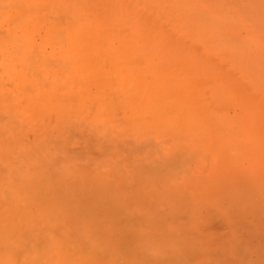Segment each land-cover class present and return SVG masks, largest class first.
Returning a JSON list of instances; mask_svg holds the SVG:
<instances>
[{
  "label": "rangeland",
  "instance_id": "374dc122",
  "mask_svg": "<svg viewBox=\"0 0 264 264\" xmlns=\"http://www.w3.org/2000/svg\"><path fill=\"white\" fill-rule=\"evenodd\" d=\"M78 1H80V0H78ZM78 1L76 0V6H78V7H76L77 9H79V8H82V9H84L85 8V6H84V4H83V6H82V1H84V0H82V1H80L79 3H78ZM86 1H87V4H86ZM103 1V0H102ZM105 1H107L108 2V0H104L103 2H104V4H103V6L102 7H100V6H96V7H100V9L101 8H103V10H104V8H106V6H107V4H106V2ZM113 1V2H112ZM114 1L115 0H109V2L108 3H112V5H114V6H112V7H114L113 8V12L112 11H110V13H109V11H107V9H105L108 13H109V19H107L108 17H107V12H105V13H103V14H106V16L105 15H100V16H104L105 17V19H103L104 20V22H105V20L108 22V20H112V18H110V16H111V12H112V15H115L116 14V8H118V6L120 7L121 6V4L122 5H124V7L122 8V10H124V17H122V18H120V19H122V20H120V22H121V24L123 25H121V24H119L118 25V23H120V22H118V20L119 19H116V17H115V19L116 20H113V21H109L107 24H105V27L108 25V27L107 28H109V27H111L112 25V31L111 32H113V33H111V35H110V37L108 38L106 35H108V34H106L105 32V36L107 37V43L105 42L106 41V39L104 40H102L101 39V37L103 38V33H102V35L97 31V30H100V25H99V27H95L96 26V24L98 23V22H102L103 20L102 19H100V16H98L97 17V15H98V13L97 12H95V11H93L94 12V14L96 15H94L93 16V12H92V17H93V20H95L94 19V17H96L97 18V23H96V21H94V22H92L93 20H91L90 19V24H91V26H92V29H91V31L92 30H96L97 32H96V34L97 35H101V36H97V37H93V39H94V41H93V39L91 40L92 42H95L96 43V46H97V44H98V48H100V50H99V53L95 56V58L97 59V61H106L105 59H107L108 57H109V53H107L106 51H111V48L113 47V45H111L110 44V42L111 41H113L114 39L113 38H111L112 37V35H119L120 33H121V37L120 36H117V38L116 37H114V38H116V40H114L113 42H112V44H116L115 46L117 47H115L116 49H114L115 50V52H116V60H118L117 58H119L120 57V55H122V57L118 60V61H120L121 63H119L118 61H117V63H116V61L113 63V62H111V60L112 59H114V57L113 56H110L109 58H110V60H107L106 61V63H108L107 64V68H108V70H107V77L108 78H112V75H115L114 76V80H115V82L112 80V81H110V80H108V82H110L109 84H112L113 86H111L110 85V87H111V90H110V88H109V85L106 87V88H104V93H105V96L108 98V102H112L113 100V103L115 104V102L117 103V102H119V104L117 105V106H115L113 103H107L108 105H110L109 107L112 109L111 111L108 109V105L106 104L105 105V107H103V109L101 110V111H98L97 112V108H96V106L93 104V103H86V104H83V105H81V106H79V109H80V113H78L77 111H74L73 113H71V114H67V115H64V116H61V117H56V112H55V110H54V108H52L51 110H49V105L47 104V107H46V104H44V105H41V106H38V108H37V110H36V108H34L33 110H32V115L30 116V117H25L24 118V116H22V115H19L18 114V111H19V109H20V106L19 105H13V106H10L9 107V109H10V114L7 112L6 114H2V113H0V127H1V129H0V164L2 165H0V216H2L1 218H0V221H2V222H4V224H2V222H0L1 224H0V229H1V233H0V236L2 235V237H1V239H0V244H2V246L0 247V249H1V257H0V264H9V263H14V261L16 260V255H18L19 257H17V261H18V264L20 263V264H64V262L65 263H67V260H68V262L69 263H67V264H85V262L87 263V262H89V264H94V262H96L97 264L99 263V264H115V262H119L118 264H124V261L127 263V261H126V259L128 260V264H155V263H152L151 262V260H150V257H148V259H147V257H146V255H144V250H142V248L143 249H145V246L146 245H148V244H150L152 241H151V238H154V237H157V232L155 233L156 235H154V228L152 229H150V227L148 228V230L147 231H144L145 233H141V232H139L138 233V231L136 232L135 230H134V228L133 227H131V226H128V228H121V226H116V225H114L113 224V222H111V220L113 221V220H115V222H117L118 221V213L120 212V210L118 209V210H114V208L113 209H111L109 206V208H108V210H106V209H102V208H104V205L106 204V203H108V202H105L104 201V196L105 195H103V190H104V185L106 184L107 186L109 185V184H107L106 182H103V178H104V180H106V179H111V181L110 182H112V181H115V180H118V182L120 183V182H123L122 184L124 185V186H127V189L130 191L131 189H137L140 185H141V187L140 188H138V190H140V191H142V192H146L144 195H143V197H141L142 195L140 194L141 192H138V194H140V196H138L139 197V199H137V197L134 195V196H131V197H134V198H136V200H135V204H136V206L134 207V208H132V210H136V211H141V208L142 209H145V208H147V206H149V207H152V205H154L151 201H157V203H156V205L159 207V210L160 211H162V210H165L166 208H168L167 207V204H169L170 202H174V200L176 199V201H179V200H181V202L182 203H180V201H179V203H177V204H174V207H171V208H169L170 209V211L173 213V215L175 216V217H172V218H176V217H178L177 219H178V221L179 220H181V221H184V222H186V223H183V225H181V229L183 230H178V225L176 226V235L178 234V232H179V234L181 233V231L183 232V234H178L177 236H175L174 237V240H176L175 238H177V237H180L181 239H183V238H186V241H184L183 242V240L182 241H180V242H183V243H188L189 241L188 240H190L191 242H189L188 244L192 247H194V246H196V244H200L199 245V247H196V249H198L199 248V250L201 249V252L200 251H198V250H194V251H192L193 249L192 248H190V250H188L189 251V253L190 252H192V255H193V253H195V251H198V253L196 254V256L200 253V255H198L197 257H195V256H192L191 254H189V253H187V250H186V246L188 247L189 245H185V244H181L180 242H179V244H181V245H183V246H185V247H178V249L180 250H178L177 248H176V252H178V254L177 253H175V255H174V253H172L171 254V256H170V259L168 260V264H175V263H177V261H179V263L181 264L182 263V261H183V263L185 264V263H188V264H210V263H213L214 262V259L215 258H213V256L215 255V252H214V250H215V247L217 246L218 248H216V249H220V247H222L221 249H222V251L224 250V247H228L227 249V251H228V257H224L223 255L222 256H219L220 257V259L222 260V261H224V263H221V264H227L226 262H225V260H227V261H229L230 262V260H231V262L233 261L235 264H264V207L262 206V205H264L263 203H262V205H259V206H261V207H259V208H263V209H261L262 210V213H260L261 211H260V209L258 208V210H254V209H257V208H253V206L255 205L256 207L258 206V205H256V204H258V203H256V204H253L252 205V201H251V199L254 201V198H250L251 197V195H252V197H253V195L257 192L256 191V187H257V190L259 191V193L257 194V196H259L260 198H261V201H263L262 199H264L263 197H264V187H263V185H264V170H263V167L264 166H262V165H264V155L262 154L263 152H261V150L262 151H264V146H262V145H264V144H262V145H260V143H262L261 142V140H260V138H259V140H260V143H259V140H258V137H261V135H259L260 133H263L264 134V132H262V131H264L263 129H264V117H263V114H264V95L262 94V92L264 91H262L261 92V90L262 89H264V86H263V82L262 81H264L263 80V75L261 76L260 75V77L258 78V76H257V78L255 79V77L253 78L252 77V75L251 74H249L248 72H251V71H248L249 70V68L250 67H248L247 68V65H244L245 63H246V60H249V58H247L246 57V59L244 58V55H242L241 57H238V55L240 56L242 53L243 54H247V55H249V53L251 54L252 53V56H255L257 53H259V55L257 54V57L259 58V59H261V61H263L262 59H264V52H261V48L262 49H264V44H263V42L261 41V39L263 38L264 39V31H262V30H260V29H263L264 30V27H262V24H264V13L263 14H260V12H261V10L262 9H264V8H262V7H260L259 8V6L261 5H263V3H264V1L263 0H252V1H250L249 2V0H247L250 4H248L247 3V1L246 0H237V1H234L233 2V0H232V2H231V0H187V1H191L190 3L191 4H189V5H185L186 4V2H184V1H186V0H182V6L184 5V9L185 8H187V6H188V8L187 9H185V10H187V11H185L186 13H188V14H190V13H193L194 12V10H192L191 9V7H194L195 6V3L197 4V12L199 11V9H201V11L203 10V12H205L207 15H205L206 17H204V15H202L203 13H201V15H200V12L201 11H199L198 13H199V15L197 14V12H195V14L198 16V19H200L199 21H200V23L199 24H196L195 25V27H193L194 28V31H193V29L191 30L190 29V27H192L191 25H193V23H195V22H193V21H195V20H198V19H196V17L192 14V16H193V19H195V20H193L192 19V16H191V19L193 20L192 22L189 20L188 21V15H187V20L185 19L186 18V15L184 16V15H181V14H183V12L180 14V16H179V22L181 21V19L183 18V20H182V24L179 26L180 28V30L181 29H183V33L186 35H184L183 37H182V35H181V37H182V40H181V38H180V36H176V35H174V39H175V43L172 41V40H174L173 38L172 39H169L168 38V40L170 41H165L164 43L165 44H167V42H169L170 44H167V46H169V45H171V43L172 44H175V45H173V46H175V47H173L172 48V52H169L170 54H171V57L172 58H174V57H176V56H174V55H176L177 54V59L179 60L178 62H180L181 63V65L179 66V64H178V66L177 65H175V63L177 64L178 62H176L175 60H177L176 58L175 59H170L169 60V57H170V55H166V56H168V59L166 58L165 59V61H167V64H165L166 66H167V73H169L170 75L169 76H173V77H169V76H167V74L165 73V75H163V81H166V79H165V77H167L168 79H170V78H172V79H175L176 80V78H177V76H178V74L179 75H181V79H183V76H184V78H185V76H186V78L185 79H183L182 81V83H185V81L186 82H188V84L187 85H189V82L191 81V85H192V83H193V85H196L197 86V88H200V89H193V87L190 85V87L192 88H185L186 89V91L188 92L189 91V89H191L192 91V93H194V94H192L190 91L187 93L186 91H180L181 90V79L179 80V78L177 79V80H179L180 81V83H178V82H176L175 80V82L176 83H178V84H180V86L179 85H177L176 86V84H174V86L175 87H173V90H172V88L170 89V87L168 86H164L163 84L165 83V85H166V83L168 82H162V79H160L161 80V82L163 83H160V80L158 79L164 72V70L163 69H161V68H159V67H161V66H159L157 69H156V71L154 70V66L157 64H154V62H157V61H159V64H161V62H160V58L159 57H161V61H163L164 60V58H163V56L164 57H166L165 55H163V56H161L163 53H165V50H161L160 51V49L159 48H157L158 50H155V49H153V46H152V43H151V40H150V42L148 43V42H146L147 40H145V39H141V37L139 36L138 38H137V34L135 35L134 34V29L135 30H137V28L135 27L137 24H138V26H139V21H140V19H139V23H137V17H143V20L144 19H146L147 18V16H148V14H149V12L151 13V16H150V14H149V19L151 20V19H153V15H154V21L156 22L157 21V24L158 23H160V24H163V21H165L164 23L166 24V23H169L170 25H168V26H171V24L173 23V22H175L176 20H178V19H171L170 18V16L169 15H167V13H166V16H165V13L163 14V15H161V13H160V16L157 14L158 13V11L159 12H161V10L156 6V4H158L159 2L160 3H162V0H155V1H157L158 3H156V2H153L154 0H132L131 1V3L129 4V6L127 5V7L129 8V11H132L131 9H132V7H134L133 9H134V11H133V13L135 14V15H137V17L136 16H134L133 15V13H131V12H129L128 11V9H126L127 7H126V4H128L129 3V0H120V1H115V3H114ZM123 1V2H122ZM164 1V0H163ZM167 1V0H166ZM172 1V0H171ZM173 1H175V0H173ZM176 1H178V0H176ZM221 1V2H220ZM91 2V1H90ZM92 2H94L93 0H92ZM96 2L98 3H100V1H97L96 0ZM117 2H121L120 4L119 3H117ZM127 2V3H126ZM142 2V3H141ZM144 2H146V4L144 3ZM180 2V1H179ZM208 2V3H207ZM211 2V3H210ZM223 2H226V3H223ZM240 2V3H239ZM254 3V2H256L257 3V5H255L254 7H252V3ZM98 3V4H99ZM102 3V2H101ZM114 3V4H113ZM133 3V4H132ZM134 3L136 4L135 6H134ZM150 3H152V5L150 6ZM154 3H156V4H154ZM160 3H159V5H160ZM188 3V2H187ZM218 3V4H217ZM231 3H236V4H231ZM242 3V5L240 6V4ZM88 4H90L89 2H88V0H85V5H87L88 6ZM93 4H95V2L93 3ZM92 4V5H93ZM97 4V5H98ZM117 4V5H116ZM141 4V5H140ZM145 4V5H144ZM179 4V3H178ZM177 3H176V5H178ZM220 4V5H219ZM238 4V5H237ZM245 6H249L250 7V9H248L249 7H245ZM258 4H260V5H258ZM101 5V4H100ZM110 5V4H109ZM144 5V7H142ZM210 5V6H209ZM234 5H236L235 6V9H234ZM115 6H116V8H115ZM139 6V7H138ZM153 6L155 7L156 6V11H154V9L155 8H153ZM182 6L180 7L181 9H182ZM186 6V7H185ZM222 6V7H221ZM239 6V7H238ZM84 7V8H83ZM93 7H95V6H93ZM108 7V9L110 10L111 8H110V6H107ZM141 8V9H139L138 10V8ZM149 8V9H147V8ZM198 7H199V9H198ZM215 7V8H214ZM241 7H243V10L241 9ZM244 7H245V10H246V8H247V10H250V11H247V13L248 12H251V14L253 13V11H255V12H257L259 9H260V12H259V14H257L258 16H256V14L254 13L253 15H250V18H252V20H249L248 18L246 19V17H245V15H248V14H246L245 13V11H244ZM98 8L97 9H95L96 11L98 10ZM121 8H120V10H121ZM125 8V9H124ZM145 8V9H144ZM195 8H196V6H195ZM221 8H222V11H223V9H225L226 11H227V14H224L223 13V15H227V17L225 18L224 16L222 17V12H220V10H221ZM240 8V9H239ZM258 8V9H257ZM88 9V8H87ZM99 9V10H100ZM151 9V10H150ZM184 9H182V10H184ZM188 9L190 10V12L188 11ZM206 9V10H205ZM233 9H234V11H233ZM251 9H253V10H251ZM256 9H257V11H256ZM103 10H100L101 12H103ZM120 10H118L117 9V13L119 14V12H120ZM121 10V11H122ZM126 10H127V12H128V14H129V17H130V14H131V17L133 16L134 18L133 19H129L130 21H128L129 22V24L127 23V20L125 21V18H128V14L126 13ZM136 10L138 11V14L137 13H135L136 12ZM150 10V11H149ZM219 11V13H217V11ZM115 11V12H114ZM141 11H143L144 13H142ZM146 11V12H145ZM148 11V12H147ZM212 11V12H211ZM154 12V13H153ZM155 12H156V14H155ZM228 12L229 13H231V15L233 14V16H230V14H228ZM237 12V13H236ZM115 13V14H114ZM122 12H120V15H122L121 14ZM142 14H144V15H142ZM250 14V13H249ZM117 15V14H116ZM156 15V16H155ZM215 16L214 17V19H212L214 22L212 23V21H211V17L213 18V16ZM261 15V16H260ZM127 16V17H126ZM157 16H159V17H157ZM161 16H163V18H161ZM167 16H168V18H167ZM208 16V17H207ZM230 16V17H229ZM241 16H242V19H241ZM255 16H256V18H255ZM263 16V19L261 18ZM91 17V18H92ZM107 17V18H106ZM112 17V16H111ZM118 17H119V15H118ZM121 17V16H120ZM164 17H165V19H164ZM195 17V18H194ZM204 17V19H202ZM236 18L237 17V23H239L240 22V24L238 25V24H235L238 28H240V29H236L237 27L235 26V29H233V28H230V27H226L227 29H225L224 30V28H225V26L223 25L222 26V23L225 21V23H227L230 19V21H231V23H230V25H234V23L236 22L235 20H234V18ZM239 17V18H238ZM243 17H245V19L243 18ZM247 17H249V16H247ZM260 17V18H259ZM113 18H114V16H113ZM124 18V19H123ZM156 18H159V19H156ZM161 18V19H160ZM222 18V19H221ZM227 18H229L228 20H227ZM253 18L255 19V20H253ZM99 19L101 20V21H99ZM149 19H148V21H149ZM164 19V20H163ZM209 19V20H208ZM221 19V20H220ZM257 19L260 21H258L257 22ZM218 21V23H216L217 21ZM222 20H224L223 22H221V24H220V21H222ZM233 20V21H232ZM124 21V22H123ZM134 22V21H136V23L135 24H133V23H131V22ZM145 21V20H144ZM147 21V20H146ZM145 21V22H146ZM172 22V23H170V22ZM198 21V22H199ZM210 21V22H209ZM229 21V22H230ZM235 21V22H234ZM239 21V22H238ZM244 21V22H243ZM251 21H252V23L255 21L256 22V24H253L252 25V23H251ZM103 22V23H104ZM113 22V23H112ZM118 22V23H117ZM125 22H126V25H125ZM142 19H141V23L140 24H142ZM191 24H189V23ZM228 22V23H229ZM234 22V23H233ZM93 23H96V24H93ZM112 23V24H111ZM124 23V24H123ZM130 23H131V25H134L133 27L131 26V27H129V25H130ZM187 23L189 24V25H187ZM204 23V24H203ZM215 23V25H213ZM227 23V24H228ZM257 23H258V25H259V23H260V27L259 26H256L257 25ZM93 24V25H92ZM99 24H101V23H99ZM116 24H117V28H115L116 27ZM165 24H163L164 26H166ZM200 24H203V26H205L206 28H204L202 25H200ZM218 24V25H217ZM243 24H244V26H243ZM246 24V25H245ZM7 25V26H6ZM10 25V23H7V22H5V23H3L2 25H0V32L3 30H8V28L10 27L9 26ZM120 25L122 26L121 27V29H119V27H120ZM198 25H200V26H198ZM254 25H255V27L256 28H258V31H253L254 29H255V27H254ZM103 27L101 28V29H104L105 27H104V25H102ZM119 26V27H118ZM188 26H190V27H188ZM202 26V27H201ZM212 26H216L215 28H210V27H212ZM241 26H242V29H241ZM247 26V27H246ZM249 26V27H248ZM264 26V25H263ZM142 27V26H141ZM143 27H144V24H143ZM220 27H223V28H220ZM251 27V28H250ZM253 27V28H252ZM95 28V29H94ZM198 28H200L199 29V31L197 32V30H198ZM202 28V29H201ZM219 28V29H218ZM248 29V30H246V29ZM110 29V28H109ZM115 29L118 31V33H117V31H116V34H115ZM131 29H132V31H131ZM145 29V28H144ZM196 29V30H195ZM204 29V30H203ZM207 29H212L211 31H207ZM215 29V30H214ZM220 29H223V31L222 30H220ZM106 30V29H105ZM108 30V29H107ZM106 30V31H107ZM122 30H124V33H125V31H127L125 34L124 33H122ZM232 30H234L235 32H238L237 30H239L240 32H238L237 34L239 35V37H238V35L236 34L235 35V33L233 34V32H232ZM4 31V32H5ZM104 30H102V32H103ZM109 31V30H108ZM134 31V32H133ZM206 32V33H202V32ZM224 31H226V32H224ZM227 31H228V33H229V35H230V37L228 36V34H227ZM229 31H231L232 33H230ZM244 31V32H243ZM247 31V32H246ZM259 31H261V32H259ZM4 32H1V33H4ZM94 32V31H93ZM176 32V31H175ZM177 32H179V31H177ZM190 32V33H189ZM199 32H201L203 35L204 34H208V33H210L211 35H212V38L213 39H211V37H208L207 35H206V37L205 36H202V35H200V33ZM255 32V33H254ZM130 33H133V34H130ZM136 33V32H135ZM193 33V34H192ZM197 33H199V34H197ZM214 33V34H213ZM221 33V34H220ZM227 34V35H225V34ZM240 33V34H239ZM245 33V34H244ZM247 33H248V35H247ZM257 33H259L260 34V36H259V34H257ZM122 34H123V36H125V37H127V36H131V35H135L134 37V40H133V38H132V42L133 41H135V39L138 41H135V44H132L133 45V48L131 49V51L129 52V50H128V52H129V54L130 53H132V51L135 49V48H137V47H141L140 48V50H142V49H144V47H145V45L144 44H147L146 46L148 47V52L146 51V49H145V51L147 52V53H151V54H149V55H152L153 53L155 54H157L158 52L157 51H160V55L159 54H157V55H159V57H156V54L154 55H152V56H154L153 58H151V61H152V59H153V61H152V65H154V66H152V67H149V71L146 69V68H142L144 65L143 64H141L140 62H138V64L140 63L141 65H143L142 67H140V71H138L139 70V68L136 70V67H133V69L134 70H136V71H130V73L132 72V74L134 75H131L130 74V76L131 77H136L137 79L140 77H138V75H136V74H138V72L139 73H141V82H142V84L143 83H147L146 85L147 86H145V85H140V87H141V89L140 88H138V89H140V90H138V91H140V96L139 97H142L143 95V97H142V99H141V101H139V99L136 101V100H134V98H132V96H134L133 94L134 93H131L130 94V92H132L131 90H135L136 91V86L138 85V84H141V83H138L137 84V81H135V80H137L136 78H135V80L133 81V83H132V80H133V78L131 79V77H130V81L129 80H127V79H125V80H127V83L126 84H128V86H123L121 83L123 82L122 80H124L123 78H120L121 77V75H125V73L127 74V72H125L127 69V67H126V64H125V67H124V65L121 67V65L123 64L122 63V61L123 60H125L126 61V59H123V58H125L127 55H128V52L125 54L126 56L124 57L123 56V51L125 50L126 51V49L127 48H125V46L126 47H128V45H129V47H131V45H130V42H129V40H128V42H129V44L128 45H125V43H123L124 44V50H122V40H121V38H123V41L125 42L126 40H127V38H129V37H127V38H125V37H123L122 36ZM192 34V35H191ZM217 34V35H216ZM224 34V35H223ZM231 34H232V36H231ZM243 34V35H242ZM196 35V36H195ZM210 35V36H211ZM221 35V36H220ZM233 35H235V36H233ZM247 35V36H246ZM255 35H256V37H255ZM38 35L37 34H34V40L37 42V43H40V41H41V39L39 38V36L37 37ZM96 36V35H95ZM189 36V37H188ZM198 36H199V38H198ZM219 36H220V38H219ZM229 38H228V37ZM237 36V37H236ZM243 36V37H242ZM254 36V37H253ZM262 36V37H261ZM176 37H179L180 39L179 40H181V43H180V41L178 40V42L176 43ZM188 37V38H187ZM215 37H217V38H215ZM236 37V38H235ZM99 38V39H98ZM144 38V37H143ZM192 38H195V39H192ZM197 38H198V40H197ZM204 38H206V39H204ZM214 38L216 39L215 41H217V42H215V41H213L212 42V40H214ZM224 40H223V39ZM231 38H233V39H231ZM245 38H247V39H245ZM101 39V41H100V43H99V40ZM113 39V40H112ZM126 39V40H125ZM142 40V42H141V40ZM185 39L188 41L189 40V42H188V44L185 42ZM237 39H239V41L242 43H240V42H238V40ZM96 40H98L97 42H96ZM198 41V42H194V44H196V43H198V44H196V45H199V46H197L196 47V45H194L193 44V50H192V48H191V50L192 51H190V49H187V48H189L190 47V44H192L193 43V41ZM204 40H206L207 41V43H205V45L203 44L204 42ZM210 42H209V41ZM220 40V41H219ZM230 40V41H229ZM237 40V41H236ZM245 40V41H244ZM255 40V41H254ZM89 41V40H88ZM90 41V43H92ZM105 42L106 44H105V47H104V45H102V43L103 42ZM144 41V42H143ZM149 41V40H148ZM160 41V43L161 42H163V41H161V40H158L157 41V43L156 44H159L158 42ZM172 41V42H171ZM231 41H233V43L231 42ZM250 41H251V43H250ZM258 41V42H257ZM127 42V41H126ZM184 42L188 45H186V49L184 48ZM209 42V43H208ZM223 42V44H221ZM228 42V43H227ZM235 42V43H234ZM89 43V42H88ZM87 43V41L85 42V43H83L82 45H83V48H85V46H87V47H91V48H96V46H95V43H93V44H91V45H93V46H89L90 44H88ZM119 43H120V45H119ZM139 43V44H138ZM143 43V44H142ZM178 43H180V45H182L183 44V47L182 46H179L178 48L179 49H181V50H179L178 49V51H181V52H175L176 50L175 49H177V44ZM220 43V44H219ZM226 43V44H225ZM232 45H231V44ZM243 43H245V44H243ZM86 44V45H85ZM108 44H110L111 45V48H110V46L107 48V46H108ZM142 44V45H141ZM151 44V45H150ZM155 43H153V45H154ZM208 44H211V45H209V46H214L215 48L217 47V46H219L218 48H216V49H219V50H215V48L213 49V47H209L208 46ZM212 44H214V45H212ZM215 44H217L216 46H215ZM236 44V45H235ZM248 44V45H247ZM249 44H250V46H252V44H253V48L255 49V51H256V54H255V51H253L254 49H252V47H251V50H249V48H250V46H249ZM257 44V45H256ZM122 45V46H121ZM140 45V46H139ZM203 45H204V48L206 49H209V50H211V51H213V52H211V51H209V50H205L204 51V49H203ZM222 45V46H221ZM225 45L228 47V45H230L229 46V53H231V51L234 53L235 51L233 50V47H235V48H238V51H240V52H242V53H234V54H236V55H234L233 53H231V56L233 57L232 58V60L231 59H229V54L227 55L225 52ZM121 46V47H120ZM135 46H137V47H135ZM144 46V47H143ZM202 46V48H200L199 50H197V48H199V47H201ZM207 46V47H206ZM224 46V47H223ZM233 46V47H232ZM248 46H249V48H248ZM122 50V52H121V50L119 49V48ZM157 47H159V45H157ZM171 46H169V48H170ZM192 47V46H191ZM223 47V51L221 50V52H219L220 51V49ZM106 48V49H105ZM109 48H110V50H109ZM232 48V49H231ZM260 48V49H259ZM47 49L49 50L50 48H49V46H47ZM86 49V48H85ZM89 49V48H88ZM202 49H203V53H202ZM258 51H257V50ZM105 51V55H102L101 56V54L102 53H100V52H102V51ZM114 50L113 51H111L110 52V55H114L115 54V52H114ZM136 50H139V48L138 49H136ZM168 50V49H167ZM170 50H171V48H170ZM175 50V51H174ZM183 50V51H182ZM186 50L188 51L187 53H185L186 52ZM215 50V51H214ZM118 51V52H117ZM124 51V52H125ZM135 51V50H134ZM133 51V53H135V52H138V51H135L134 52ZM144 51V50H143ZM145 51L143 52V53H145ZM164 51V52H163ZM207 51V52H206ZM225 51V52H224ZM228 51V50H227ZM237 51V52H238ZM253 51V52H252ZM141 52V51H140ZM140 52H138V53H136L138 56L139 55H141L142 57H143V59L146 57V58H148L149 60H150V57H152V56H149V55H146L145 56V54H144V56H143V54H142V52L140 53ZM175 54H174V53ZM199 52V53H198ZM215 52H218L219 54H222V52L225 54V55H227L226 57H227V59L228 60H231L232 62H233V64H232V62L230 61V64H229V62L228 61H226L227 59H226V57L224 58V56L223 55H221L220 57H219V54H215ZM245 52V53H244ZM248 52V53H247ZM107 53V54H106ZM119 53V54H118ZM168 53V52H167ZM190 53V54H189ZM193 53V54H192ZM195 53H196V55H195ZM200 54L201 55V53L203 54V57H204V60H202L203 58H202V56L200 57V61H199V58H197V55L198 54ZM228 53V52H227ZM135 54V56L133 55V57H135L136 58V55ZM179 54H182L181 56H178ZM211 54H213V55H211ZM184 55H185V57H187V58H185L184 57ZM187 55V56H186ZM189 55H190V57H192V56H195L196 57V60L194 59V60H192L193 58H195V57H192L191 58V60H190V57H189ZM208 55V56H207ZM213 56L212 58H213V61H211V60H207V61H210L211 62V67H212V63L214 64V66H213V68H212V71H210L209 69H211V67L209 66V65H207L208 64V62H206V58L207 57H210V56ZM101 56V57H100ZM107 56V57H106ZM132 56V55H131ZM130 56V57H131ZM138 56H137V58H138ZM140 56V57H141ZM174 56V57H173ZM217 56L219 57V58H217ZM113 57V58H112ZM142 57H141V60L143 61H141L142 63H146L147 61H148V59H142ZM159 58L158 60L156 59V58ZM180 57V58H179ZM206 57V58H205ZM256 57V58H257ZM108 58V59H109ZM132 58V57H131ZM162 58H163V60H162ZM182 58V60H180ZM202 58V59H201ZM217 58V59H216ZM220 58H221V60H220ZM224 58V59H223ZM96 59H94L95 61H96ZM138 59H140V58H138ZM137 59V61H140V60H138ZM155 59H156V61H155ZM207 59H209V58H207ZM243 59V60H242ZM245 59V60H244ZM258 59V61L257 62H259V63H261L260 65L261 66H263V64H264V61L263 62H260V60ZM128 60H129V58H128ZM127 60V61H128ZM171 60H173V61H171ZM201 60L204 62L205 61V65H206V68L204 67L205 65H204V63L202 64L201 63ZM219 60V61H218ZM250 60L252 61V62H254V60H255V63H257L256 62V59H254L253 57H251L250 58ZM132 62H134L133 61V59L131 60ZM136 61V62H137ZM169 61V62H168ZM171 61V62H170ZM184 61H187V62H184ZM223 61L225 62V63H223ZM244 61H245V63H244ZM124 62V61H123ZM129 62H130V60H129ZM128 62V65L129 66H132V64L131 63H129ZM173 62H175V63H173ZM218 62V63H217ZM248 62V61H247ZM113 63V65L114 66H116V68L118 67H120V70L121 69H123L122 70V72H123V74L121 73V71L120 70H117V69H115V67L113 68L112 67V69H111V64ZM120 64V65H116V64ZM150 63V62H149ZM165 63V62H164ZM168 63H172L173 65H171L170 67H169V69H168V66L170 65V64H168ZM186 64L187 65V67H186V70L187 71H185L183 68H181L182 69V71L180 70V67H184V66H182L183 64ZM201 63V64H200ZM215 63H217L218 64V67H217V65L215 66ZM222 63L223 64H226V63H228V64H226V65H222ZM255 63H252V66H254V64ZM135 64V63H134ZM197 64L200 66V69L199 70H197ZM249 64V63H248ZM137 65V64H136ZM140 65V66H141ZM146 65V67H148V64H145ZM164 65V64H163ZM164 65V66H165ZM229 65L231 66L232 65V67H229ZM250 65V64H249ZM248 65V66H249ZM128 66V67H129ZM135 66V65H134ZM149 66H151V65H149ZM163 66V67H164ZM165 66V67H166ZM174 66V67H173ZM204 68H203V67ZM208 66L210 67V68H208ZM225 66H226V68H225ZM255 66H257V68H259V65H258V63H257V65H255ZM124 67V68H123ZM137 67H138V65H137ZM145 67V66H144ZM155 67H157V66H155ZM177 67H179V69L178 70H176L177 69ZM202 67V68H201ZM214 67H215V70L216 69H218L216 72H215V70H214ZM217 67V68H216ZM224 68V70H225V74H226V72H228V76H229V78L232 76V75H234L235 77H233L236 81H233V78L231 77V81H227V82H225V83H221V82H219V81H222L223 82V78H226V76L227 75H225L223 72H222V68ZM233 67H235V68H233ZM131 68V67H130ZM154 70V72L152 71L151 72V70L152 69ZM172 68V69H171ZM175 68V69H174ZM185 68V67H184ZM231 68V69H230ZM1 69V68H0ZM133 69H131V70H133ZM145 69V70H144ZM161 69V71H159L158 72V70H160ZM165 70H166V68H164ZM174 69V70H173ZM205 69H206V71H205ZM228 69H230V71H233L232 73L231 72H229L228 71ZM233 69V70H232ZM236 69V70H235ZM114 70V71H113ZM130 70V69H129ZM142 70H144V72L145 71H148V73L149 74H143L142 73ZM170 70H173V71H170ZM176 70V71H175ZM184 70V71H183ZM201 70V71H200ZM209 72H208V71ZM223 70V71H224ZM119 71V72H118ZM173 74H171L170 72ZM174 71H175V73H174ZM220 71L222 72V75L220 74V75H218V73H220ZM236 71V72H235ZM112 72V73H111ZM117 73V74H115V73ZM129 72V71H128ZM133 72H135V74L133 73ZM151 72V73H150ZM159 74H158V73ZM176 72H179V73H176ZM183 72V73H182ZM200 72V73H199ZM207 72V73H206ZM211 72V73H210ZM215 72V74L216 75H218V79L219 78H222V76H223V78L220 80H218L217 78H215V74H213ZM238 72V73H237ZM153 73H155V75L156 74H158V78L156 79L155 78V76H153ZM181 73V74H180ZM186 73H188L187 75H186ZM204 73H206V74H204ZM213 74V75H211L210 76V74ZM236 73V74H235ZM112 74V75H111ZM120 74V75H119ZM142 74L143 75H149V76H145L148 80H150V79H153V80H151V82H143L142 81ZM174 74H176V76L174 75ZM202 74H204V76L205 75H207V79H210V80H212V83L211 82H208V81H210V80H206V78L205 77H203V75ZM224 74V75H223ZM239 74H241V77H239V79H238V77L236 78V76H238ZM4 75H7V71L6 70H4V71H0V77L1 76H4ZM117 75H119V77L117 76ZM136 75V76H135ZM189 75V76H188ZM248 75H251V79L253 78L255 81H254V85H255V83L257 84V80H258V85H260L259 83H262L261 85L262 86H260V88L259 87H256V86H254L253 84H251L252 83V81L251 80H249V77L250 76H248ZM150 76H151V78H150ZM190 76H191V78H190ZM214 76V77H213ZM221 76V77H220ZM225 76V77H224ZM228 76H227V79L226 80H228L229 78H228ZM240 76V75H239ZM117 77H118V79H117ZM145 77H143V80H145L146 78ZM175 77V78H174ZM202 77V78H201ZM209 77V78H208ZM212 77V78H211ZM119 78L120 79H122V80H120L121 82H119L121 85H118L119 83H118V80H119ZM155 78V79H154ZM161 78V77H160ZM190 79V80H189ZM215 79H217V80H215ZM252 79V80H253ZM158 80V81H157ZM171 80V79H170ZM193 80V81H192ZM204 80H206V81H204ZM242 82H241V81ZM244 80V81H243ZM261 80V81H260ZM156 81V82H155ZM214 81H215V83H214ZM216 81H218V82H216ZM233 81V82H232ZM249 81H250V83H249ZM260 81V82H259ZM3 82V85H2V83L0 82V92L1 93H4V92H8L7 90L9 89V88H11L13 85H14V82H12L11 80H9V79H7V80H4V81H2ZM114 84H113V83ZM154 83V85H155V83L157 84V85H155V86H152V84ZM171 82V81H170ZM173 82V81H172ZM201 82L202 83H204V82H207V85H206V83H205V85H203V87H201L202 86V84H201ZM229 82H232L233 84L231 85L232 87H230V83ZM236 84H235V83ZM125 83V82H124ZM130 83H132L131 85H132V88H133V86H134V88L133 89H131V90H129L131 87V85H130ZM149 83L151 84V86H149ZM169 83V82H168ZM208 83H211V85L210 84H208ZM216 83H217V86L219 85V84H221L223 87L222 88H220L223 92L225 91V89L226 88H224L225 87V85H223V84H226V83H228V85L226 84V86L229 88L230 87V89H228V92L227 93H232L233 95H234V97L236 96L237 97V95H235L233 92L235 91V87L237 88V90H236V92H238V96H239V102H237L238 101V97H237V100L235 101V100H233V101H235L233 104L231 103L230 105H231V107H230V105H229V103H227V105H226V109H222L224 106H225V103H224V106H223V104H219V102L218 101H220L219 99H217L216 101H215V103H212V107L215 109L216 108V110H214V114L212 113V109H211V106H210V103H211V101L210 100H212V102L214 101V99H216V98H218V97H214V95H213V97L214 98H211V96H212V94H214V93H212V91L214 90V88L216 87H214L213 85H216ZM135 84V85H134ZM159 84H162V85H159ZM236 85V86H233V85ZM130 85V86H129ZM159 85V86H158ZM168 85V84H167ZM169 85H171V83H169ZM184 85H186V84H183V86ZM186 85V86H187ZM221 85H219V87L221 86ZM2 86H3V88H2ZM9 86V87H8ZM121 87L120 89H118V87ZM156 86H158V87H160V86H162V87H165V92L163 93V90H164V88H159V90H158V87L156 88V90L157 91H159V92H157L156 90H154L153 91V89L156 87ZM171 86H173V85H171ZM196 86H195V88H196ZM210 86H213V87H211L210 88ZM124 87L126 88V89H124ZM145 87L147 88L146 89V91H149V92H147V93H145V92H142V90H143V88L145 89ZM149 87V88H148ZM154 87V88H153ZM179 88V90L178 89H175V88ZM188 87V86H187ZM218 87V88H219ZM234 87V88H233ZM263 87V88H262ZM169 88V89H168ZM183 88V89H184ZM206 88H209V89H212L213 88V90H210V92H208L209 91V89L207 90ZM231 88L232 89H234V91L233 90H231ZM254 89V91H253V89ZM262 88V89H261ZM118 89V90H117ZM123 89L124 90H127V92L129 93H127V95L129 96V95H131V96H129V97H131V98H127L128 96H124V97H126L127 99H128V102H127V99H126V101L125 102H127L128 104H127V108H128V110H127V108L125 109V107L123 108V106H125L126 105V103L124 102V104H122L123 103V100L125 99L124 97L123 98H120V97H118V99H120V101H122L121 103H120V101L118 100V101H116L115 99V97H117V96H119V95H121L122 93H123ZM150 89V90H149ZM160 89H161V91H162V93L163 94H168L166 91H168V90H170L171 92H172V94L174 95V96H172V94L170 93V96H172V97H170V96H166V94L165 95H163V94H160ZM168 89V90H167ZM175 89V90H174ZM182 89V90H183ZM205 89V90H204ZM217 89V88H216ZM224 89V90H223ZM226 89V90H227ZM239 89V90H238ZM256 89H257V92H261L260 94H258L257 92H256ZM259 89H261L260 91H258ZM153 91V95H155L154 94V92L156 93V95L155 96H153V95H151V93H150V91ZM194 90H199V92L201 93H199V92H197V93H199L200 95H201V100H200V98H199V94L196 96L195 95V93H196V91L194 92ZM207 90V91H206ZM92 91H94V89H92ZM110 91H112V93L114 94H112ZM144 91V90H143ZM178 91H180V93L178 92ZM203 91L205 92H208V93H206V95H205V93H204V95H203ZM214 91H216V90H214ZM213 91V92H214ZM219 91V90H218ZM230 91V92H229ZM108 92V93H107ZM169 92V91H168ZM222 92V93H223ZM235 92V93H236ZM254 92V93H253ZM6 93H5V95H6ZM107 93V94H106ZM141 93H145V94H142V96H141ZM149 93V94H148ZM175 93V94H174ZM222 93L220 92V94L222 95ZM226 93V92H225ZM231 93L230 94H226L227 95V97H226V99L228 98L229 99V97L228 96H231ZM240 93H242V95L243 96H240L241 94ZM146 94H148L147 96H148V98H146V100H145V97H147L146 96ZM178 94V95H177ZM258 94V95H257ZM112 95L114 96L113 98H115V99H113L112 98ZM162 95H163V97H162ZM176 95V96H175ZM210 95V96H209ZM216 95L218 96L219 94L218 93H216ZM225 95V96H226ZM255 95L258 97V99H256L255 98ZM259 95H260V97L262 98V99H260L259 98ZM155 97V99L153 100V101H151V102H157V98L159 97L160 98V96L162 97L160 100V102L159 103H161V105H165V104H167L168 102H170L171 100H173L174 98H178L179 99V103L178 104H184V103H186V104H188V103H190V102H186V101H191V103L192 104H189V105H193L195 102H197L198 100V98H199V102L203 105V104H209V108L207 109V107H205L208 111H207V113H206V109H204V111L205 112H203L202 113V115H209V117L210 116H214V117H216L215 115H217V117H218V120H220L222 117L223 118H230V120H229V122H231V121H233V124H235L234 123V121H236V119L234 120V118L233 117H231V114L233 115V116H235L234 114H237V113H241L242 111V113H241V115H242V117L240 116V118H239V124H241L242 122H243V120L241 121L240 119H247V122L246 123H248V120L250 121V120H253V119H251V117L252 118H254L253 117V115L256 113V118H254L255 120H254V124L255 125H257L258 123H261L260 125H262V127L263 128H261V126L260 127H255V125H254V127H253V129H256V130H252V128H251V125L249 124V130H247L248 129V127L247 126H245L246 124L244 123V125L243 126H245V127H243V129L245 128V131L243 130L241 133H242V137H239L240 138V141H242L243 140V142L242 143H240V145H235V143H236V141L234 142L233 140L234 139H236L237 138V136H235L236 138H234V136H233V138L234 139H232V141L231 142H234V143H232V144H234L233 146L232 145H229V144H231V142L230 143H228V145H226V148H225V145L223 146L226 150H224V151H222L221 149H223V147L221 146L220 147V150L218 151V152H216L215 150H211V146L213 145V143H214V141L215 140H217V139H215V138H217L214 134V131H217L215 128H213L214 127V125H216L217 123H215L214 122V119H211V123H210V127L212 128V131H211V133H209V135H211V141H210V143H207V142H203V141H201V140H206L207 141V139H208V134H206V136H205V139L203 138L202 139V133H201V131H200V137L201 138H197V139H194V138H192L193 136H188L187 138H182L183 136H185V135H182V137H181V135H179L180 136V140L181 141H179L178 140V138H175L172 134H171V136H170V134H168V133H165L164 135H152V133H153V131H155V127L156 128H159V126H156L157 124H159V123H157L159 120H157L156 118H154V116H152L151 115V113H150V110H151V108L154 106V104L153 103H151L150 105H149V101H148V99H150V97ZM223 96V95H222ZM254 96V97H253ZM157 97V98H156ZM164 97H167V99H164ZM187 97V98H186ZM191 97V98H190ZM206 97H210L209 99H206ZM220 98H222L221 96H219ZM232 98H233V96H231ZM235 97V98H236ZM241 97H243L241 100L242 101H244V99H245V101L244 102H242L241 104H242V106H244V108L243 109H241L242 111H240V107H241V104H239L240 103V98ZM112 98V99H111ZM190 100H189V99ZM205 98V99H204ZM232 98H231V100H232ZM110 99V100H109ZM187 99V100H186ZM204 99V100H203ZM223 99V98H222ZM112 100V101H111ZM133 100V102H130V101H132ZM143 100H145V101H143ZM193 100H195V101H193ZM197 100V101H196ZM203 100V101H202ZM208 100L210 101V102H208ZM225 100V99H224ZM263 100V101H262ZM140 102V104H138L139 106H136V102ZM205 101H206V103H205ZM233 101H231V102H233ZM257 101V102H256ZM131 103V105H129L130 103ZM143 102H144V104H145V106H149V108H144L142 105H144L143 104ZM147 102V103H146ZM184 102V103H183ZM199 102H197L198 103V105L197 106H199V107H197L196 106V110H194L193 108L194 107H191V110H193V111H195V116L196 117H198L199 116V110H200V108H201V104L199 103ZM202 102H204V103H202ZM225 102V101H224ZM236 102H237V104H236ZM246 102H248L249 104H254V106L255 107H253L252 108V106L251 107H249L248 105H246L247 103ZM133 103H135V108H138V110H136L135 108H133L132 107V105H133ZM220 103H221V101H220ZM122 104V105H121ZM207 104V105H208ZM214 104V105H213ZM256 104V105H255ZM112 105H114L113 107H111ZM120 105V106H119ZM151 105H153V106H151ZM157 105V104H156ZM156 105H155V107H156ZM160 105V106H161ZM216 105L218 106V107H216ZM237 105H240V107L238 108L237 107ZM129 106V107H128ZM140 106H142V107H140ZM246 106V107H245ZM40 107V108H39ZM92 107V108H91ZM117 107H121V109L120 108H118V110L120 109V111H118L117 112V109H115V108H117ZM202 107H204V106H202ZM222 107V108H221ZM247 107H248V109H247ZM19 108V109H18ZM134 110H136V113H134V111H133V117H139V118H142V119H140L139 120V118H138V120H137V118H136V120L135 119H133V118H131L132 117V110L133 109ZM144 108V109H143ZM198 108V109H197ZM221 108V109H220ZM225 108V107H224ZM228 108L230 109V110H228ZM250 108V109H249ZM43 109H44V111H43ZM90 109V110H89ZM94 109V110H93ZM132 109V110H131ZM141 109H143L142 111L145 113V115H147V116H144L143 114V112L141 111ZM234 111H233V110ZM245 109V110H244ZM247 109V110H246ZM251 109H252V111H251ZM254 109V110H253ZM96 110V111H95ZM114 110V112H112ZM116 110V111H115ZM131 110V111H130ZM141 111V113H140V111ZM188 110V109H187ZM191 110H188V112L186 111V113H185V115L186 116H191L190 114H192L191 113ZM226 110H228L229 111V113H228V111H226ZM251 112H250V111ZM259 110H261V111H259ZM96 113H95V112ZM108 111L109 112H111V113H108ZM138 111V112H137ZM170 111H173V110H170ZM217 111V112H216ZM240 111V112H239ZM249 111V112H248ZM256 111V112H255ZM257 111H259V112H257ZM1 112V111H0ZM49 112V113H48ZM102 112V113H101ZM116 112V113H115ZM124 112H126V114L124 113ZM189 112H190V114H189ZM201 112H202V110H201ZM105 113V114H104ZM143 113V114H142ZM217 113V114H216ZM246 113H251L250 115L251 116H249V117H244L243 115H247ZM14 114V115H13ZM44 114V115H43ZM75 114V115H74ZM111 114V116H109ZM124 114V115H123ZM135 114L137 115V116H135ZM138 114H140V115H138ZM142 114V115H141ZM117 115H118V117H117ZM126 115V116H125ZM193 115V114H192ZM20 116V117H19ZM89 116H91V117H89ZM98 116V117H97ZM119 116H121V117H119ZM131 116V117H130ZM148 116H149V120L148 119H144V118H148ZM195 116H193V117H195ZM239 116V115H238ZM92 117H94V118H92ZM109 117H112L111 119L109 118ZM213 117V118H214ZM217 117H216V119H217ZM62 118V119H61ZM92 118V119H91ZM104 118V119H103ZM114 118V119H113ZM116 118H120L121 120V122L123 123V121H125L126 122V125H125V122L123 123V124H121V122L118 120V119H116ZM211 118V117H210ZM4 119V120H3ZM8 119V120H7ZM97 119V120H96ZM116 119V120H115ZM154 119H155V121H157V122H155L154 121ZM232 119V120H231ZM7 120V121H6ZM36 120V121H35ZM93 120V121H92ZM96 120V121H95ZM108 120V121H107ZM135 120V121H134ZM142 120V121H141ZM146 120H148V121H146ZM182 120L183 119H180L179 120V122H182ZM224 119H222V121H223ZM8 121H10V122H8ZM33 121V122H32ZM95 121V122H94ZM103 121H105V122H103ZM112 123H111V122ZM115 121V122H114ZM118 121H119V123H118ZM138 121V122H137ZM227 121H228V119H227ZM244 121H246V120H244ZM21 122V123H20ZM70 122V123H69ZM162 122V121H161ZM213 122V123H212ZM217 122H220V121H217ZM241 122V123H240ZM15 123V124H14ZM93 125H92V124ZM140 123H144V126H142ZM163 123V124H162ZM162 123H160L161 125H163L165 128H169V125L172 123V121H164V122H162ZM215 123V124H214ZM250 123H252L251 121H250ZM128 124H130V125H128ZM152 124V125H151ZM232 124V125H233ZM237 124V123H236ZM235 124V125H236ZM32 125V126H31ZM36 125V126H35ZM88 125V126H87ZM141 125V126H140ZM213 127H212V126ZM217 125H219V124H217ZM216 125V126H217ZM223 125L225 126V125H228L226 122H224L223 123ZM222 125V126H223ZM235 125H233L235 128H236V126ZM253 125V124H252ZM77 126V127H76ZM81 126H83V128H85V129H83ZM102 126V127H101ZM105 126V127H104ZM122 126V127H121ZM126 126H129V127H126ZM131 126H132V128H131ZM141 128H140V127ZM215 126V127H216ZM220 126V125H219ZM229 126H230V124H229ZM233 126H231L232 128H233V130H231L230 128V131L232 132H230L232 135H235V128L233 127ZM240 125H238V129L240 130L241 129V127H239ZM19 127V128H18ZM31 127V128H30ZM108 127V128H107ZM121 127V128H120ZM151 127V128H150ZM161 127V126H160ZM221 127V126H220ZM228 127V126H227ZM226 127V128H227ZM6 128V129H5ZM18 128V129H17ZM114 128V129H113ZM144 128V129H143ZM257 128H261V129H257ZM11 129V130H10ZM16 129V130H15ZM117 129V130H116ZM127 129V130H126ZM128 129H130L129 131H128ZM162 129H163V127H162ZM217 129H218V132H221L222 131V129L223 130H225V128L224 127H222V129L221 128H219V127H217ZM221 129V130H220ZM238 129H236V132L239 134V132H238ZM62 130V131H61ZM115 130V131H114ZM124 130H126V131H124ZM140 130V132H138ZM151 130H153V131H151ZM164 130V129H163ZM220 130V131H219ZM5 131V132H4ZM61 131V132H60ZM69 131V132H68ZM78 131H82V132H78ZM105 131V132H104ZM106 131H108L109 133H107ZM119 133H118V132ZM165 131H167V130H165ZM226 131V130H225ZM249 131V132H248ZM17 132V133H16ZM37 132V133H36ZM111 132V133H110ZM138 132V133H137ZM142 132H143V134H142ZM151 133V134H148V133ZM168 132V131H167ZM244 132H246L247 133V135L249 134V136L248 137H252V136H250V135H253V139L252 138H250V140L248 139V141L250 142V141H255L256 140V135H257V140H258V143H257V140L255 141L256 143H253V141H252V143L254 144V146H253V148H252V145H251V142L249 143V142H247L246 143V137L244 136ZM64 133H66L65 134V136H64ZM101 133V134H100ZM103 133H104V135H103ZM106 133V134H105ZM123 133V134H122ZM217 133V132H216ZM224 133V132H223ZM222 133V134H223ZM240 133V134H241ZM244 133V134H243ZM35 134H36V136H35ZM68 134V135H67ZM120 134V135H119ZM166 134H168V136L166 137L165 135ZM204 134V133H203ZM219 133H217V135H218ZM225 134L227 135H223L224 137L226 136V137H229L230 139L232 138V136H230L229 135V133H226L225 132ZM16 135H18V138H17V136ZM78 135V136H77ZM103 135V136H102ZM119 135V136H118ZM196 135V134H195ZM198 135V134H197ZM197 135L196 136H194V137H197ZM212 135H214L215 136V138H214V136H212ZM246 135V134H245ZM259 135V136H258ZM16 136V137H15ZM61 136V137H60ZM178 136V137H179ZM204 136V135H203ZM219 136H220V134H219ZM241 136V135H240ZM263 137H264V135H262ZM9 137V138H8ZM44 137V138H43ZM54 137V138H53ZM77 137V138H76ZM156 137V138H155ZM171 137V138H170ZM11 138V139H10ZM66 138V139H65ZM143 138V139H142ZM219 138V137H218ZM221 138V137H220ZM219 138V141L221 140H223L222 138L220 139ZM18 139V140H17ZM32 139V140H31ZM112 139V140H111ZM118 139H120V140H118ZM186 139H189V140H187V141H190V139H191V144L189 143V142H187L186 141ZM199 139H200V144L201 145H198L199 143H197V144H194L195 142L194 141H198L199 142ZM215 139V140H214ZM225 139H227V138H225ZM224 139V140H225ZM262 140L264 139V138H261ZM4 140V141H3ZM9 142H8V141ZM41 140V141H40ZM58 140V141H57ZM143 140V141H142ZM161 140V141H160ZM176 140L178 141V142H176ZM182 140H183V142H182ZM186 142H185V141ZM223 140V141H224ZM228 140V139H227ZM17 141V142H16ZM36 141V142H35ZM50 141V142H49ZM72 141V142H71ZM167 141V142H166ZM209 141V140H208ZM218 141V140H217ZM230 141V140H229ZM244 141H245V143L247 144H245L244 143ZM264 141V140H263ZM11 142V143H10ZM27 142V143H26ZM105 142V143H104ZM126 142V143H125ZM130 142V143H129ZM135 142V143H134ZM138 142V143H137ZM154 142V143H153ZM164 142V143H163ZM180 142H181V146H180V148H179V150L178 151H176L177 150V148H178V146L180 145ZM44 143V144H43ZM62 143V144H61ZM78 143H79V145H78ZM142 143V144H141ZM147 143V144H146ZM158 143V144H157ZM174 143V144H173ZM204 143H206L205 144V146H204ZM16 144V145H15ZM111 144V145H110ZM130 144V145H129ZM154 144V145H153ZM183 144V145H182ZM187 144V145H186ZM209 144V145H208ZM211 144V145H210ZM214 144H216V142L214 143ZM236 144H239V142L237 141V143ZM2 145V146H1ZM11 145V146H10ZM15 145V146H14ZM82 145V146H81ZM119 145V146H118ZM165 145V146H164ZM174 145V146H173ZM219 145H222L221 143L219 144ZM247 146V149H246V151H247V153H248V155L247 154H243V151L240 153V149L241 148H243V146H244V149L246 148V146ZM42 146H43V148H42ZM51 146V147H50ZM88 146V147H87ZM133 146V147H132ZM136 146H138V147H136ZM140 146V147H139ZM163 146V147H162ZM183 146V147H182ZM191 146V147H190ZM193 146V147H192ZM208 146V147H207ZM228 146V147H227ZM236 146V147H235ZM237 146H239V147H237ZM256 146H259V148L261 149L260 150V152L257 150L258 149V147H256ZM38 147V148H37ZM69 147V148H68ZM82 147V148H81ZM152 147H154V148H152ZM160 147V148H159ZM162 147V148H161ZM165 147V148H164ZM171 147H172V149H171ZM182 147V148H181ZM195 147V148H194ZM212 147H214V149H215V145H213ZM197 148V150H194V149H196ZM205 148V149H204ZM208 148V149H207ZM256 148V149H255ZM38 151H36V150ZM41 149V150H40ZM143 149V150H142ZM147 149V150H146ZM180 149H182V150H180ZM188 149H190V151H187ZM219 149V148H218ZM66 150H67V152H66ZM81 150V151H80ZM121 150V151H120ZM242 150V149H241ZM4 151H6V152H4ZM42 153H41V152ZM125 151V152H124ZM176 151V153L175 154H173V155H175L176 156V154L178 153V158H174L177 162L179 161V163H178V165L177 164H175V160L174 161H172L173 159V157L174 156H172V155H170V154H172L173 152H175ZM180 151V152H179ZM182 151V152H181ZM197 151H198V154H196L197 153ZM226 151V152H225ZM229 151V152H228ZM237 151H239V153H240V155L242 156L243 155V157H244V161L245 162H243L242 163V157L239 155V153H237ZM32 152V153H31ZM170 152V153H169ZM185 152L187 153L186 155H185ZM199 152H200V154H199ZM213 152V153H212ZM216 152V153H215ZM221 152H223V153H221ZM225 152V153H224ZM234 155V157H235V154L237 153L240 157L239 158H241V160L239 161V164L238 165H236V167H235V165H234V163H227V161H226V159L229 161V160H231V158L233 157L232 155V157L230 158V159H228V157H226V156H228V155H226L227 153L228 154H231V153ZM5 153V154H4ZM6 153H7V156H6ZM39 153V154H38ZM73 153V154H72ZM194 154L195 156H191L190 154ZM204 155H202V154ZM211 153V154H210ZM219 153H221V154H219ZM9 154V155H8ZM21 154V155H20ZM32 154V155H31ZM181 154H184V155H181ZM210 154V155H209ZM221 156V157H219V155ZM237 154H236V156H237ZM16 155V156H15ZM25 155V156H24ZM45 155V156H44ZM66 155H67V157H66ZM74 155V156H73ZM179 155H181V157H184L183 159V163H184V165H183V163H182V160H181V158H179L180 156ZM189 155L191 156V157H193V158H189L188 159V157H189ZM201 157H200V156ZM206 155H208V157L206 156ZM249 155L251 156H253V158L254 159H252V161H251V158L249 157ZM263 155V156H262ZM13 156V157H12ZM22 156V157H21ZM86 156H88V157H86ZM145 156V157H144ZM199 158H198V157ZM206 156V157H205ZM7 157V158H6ZM142 157V158H141ZM149 157V158H148ZM163 157V158H162ZM169 157V160H168V164H170V165H167L166 166V163L164 164V166H166V167H164V166H162L163 164V162H164V160L166 161V158H168ZM230 157V156H229ZM74 158V159H73ZM204 158V159H203ZM205 158H208L207 160L205 159ZM238 158V157H237ZM238 158V159H239ZM246 158H247V161H246ZM259 158V159H258ZM260 158H262L263 159V161H261L260 160ZM25 159V160H24ZM48 159V160H47ZM171 159V160H170ZM187 159H188V162H190V163H188L187 162ZM237 159V160H238ZM257 159V160H256ZM4 161V163H3V161ZM26 160H28V161H26ZM58 160V161H57ZM84 160V161H83ZM180 160H181V163H180ZM190 160H192V161H190ZM223 161V163L222 164H219L220 163V161ZM254 160H255V163H257L258 162V166L259 167H261V168H259L257 165H255V168L257 169V168H259V169H261V170H259L260 171V173H259V171L258 170H254V167L252 166L253 164H254ZM259 160V161H258ZM2 161V162H1ZM23 163H22V162ZM170 161V162H169ZM235 161H236V157H235ZM29 162V163H28ZM174 162V163H173ZM176 162V163H177ZM192 162V163H191ZM238 162V161H237ZM11 163V164H10ZM65 163H67V164H65ZM78 163V164H77ZM88 165H87V164ZM92 163V164H91ZM149 163V164H148ZM173 163V164H172ZM9 164V165H8ZM35 164V165H34ZM64 164V165H63ZM69 164H71V165H69ZM158 164H160V166H162V167H159V165ZM175 164V165H174ZM207 164V165H206ZM209 164V165H208ZM213 164V165H212ZM234 166H232V165ZM236 164V163H235ZM245 164H247V165H245ZM262 164V165H261ZM17 165V166H16ZM19 165V166H18ZM29 165V166H28ZM66 165V166H65ZM77 165H78V167H77ZM90 165V166H89ZM98 165V167H96ZM137 165V166H136ZM158 165V166H157ZM221 165V166H220ZM224 165H225V167H224ZM244 165V166H243ZM7 166V167H6ZM26 166V167H25ZM60 166V167H59ZM81 166H83V167H81ZM85 166V167H84ZM89 166V167H88ZM153 166V167H152ZM172 166V167H171ZM173 166H175L174 168H173ZM207 166V168H204V167H206ZM213 166V167H212ZM218 166H220V167H218ZM229 166H232L233 168H231L230 169V167ZM248 166V167H247ZM18 167V168H17ZM64 167V168H63ZM71 167V168H70ZM159 167V168H158ZM170 167L172 168V170L170 169ZM176 167H177V169H176ZM240 167V168H239ZM243 169H242V168ZM253 167V168H252ZM4 168V169H3ZM25 168V169H24ZM83 168V169H82ZM89 170H88V169ZM150 168V169H149ZM158 168V169H157ZM202 168V169H201ZM211 168H212V170L214 171H212L211 170ZM252 170H251V169ZM35 169V170H34ZM61 169V170H60ZM62 169H63V171H62ZM79 169V170H78ZM83 170V171H80V170ZM87 169V170H86ZM154 169H157V171L158 170H160V171H156V170H154ZM217 169H219V170H217ZM234 169V170H233ZM241 169V170H240ZM6 170V171H5ZM92 170V172H90ZM118 170V171H117ZM168 170H171L170 171V173H169V171ZM176 170V171H175ZM177 170H179V171H177ZM204 170V171H203ZM206 170V171H205ZM221 170V171H220ZM15 171V172H14ZM30 173H29V172ZM36 171V172H35ZM45 171V172H44ZM155 171V172H154ZM218 173H217V172ZM227 171H229V173H228V175L229 176H227L226 174H227ZM240 171L242 172H247L248 173V171H251V172H249L248 173V175L249 174H252V172L253 171H258L257 172V175H259L260 174V177H258L257 175H255V172H254V174L253 175H255V176H253V175H250L252 178H254V177H257L258 179L259 178H263V180L262 181H259L258 182V179L257 178H254V179H248V177H250V176H248V177H246V173H244V174H242V173H240ZM4 172V173H3ZM27 172V173H26ZM64 172H67V174L66 173H64ZM70 172V173H69ZM150 172H152L153 174H151L150 175ZM222 172H224V173H226L225 174V176L227 177V179L228 180H232V183L230 184L229 182H228V180H227V184L226 183H222V182H225V179H224V177L225 176H223L224 174H222ZM54 173H55V175H54ZM62 173H64L63 175H62ZM69 173V174H68ZM87 173L89 174V177H88V175H87ZM122 173V174H121ZM169 173V174H168ZM172 173V174H171ZM176 173V174H175ZM14 174V175H13ZM38 174V177L36 176ZM40 174V175H39ZM52 175V177H50L51 175ZM130 174V175H129ZM149 174V175H148ZM161 174V175H160ZM205 174V175H204ZM209 174V175H208ZM69 175H71V177L69 176ZM85 175H87V176H85ZM127 175V176H126ZM164 175V176H163ZM238 176L239 175V177L240 176H243V178L241 177V178H239V177H236V176ZM20 176V177H19ZM43 176H46V177H43ZM62 176V177H61ZM83 176H85L86 178H87V180H86V182L88 181V179H91V180H89V185H87L86 184V187H88V188H86V189H88V190H85V188L81 191V190H79V187H81V185H82V188L84 187L83 186V184L84 183H86V182H84V180L82 179V177ZM198 176H202V177H198ZM205 176V178H203ZM231 176V177H230ZM40 177H41V180H40ZM69 177H70V179H69ZM73 177V178H72ZM84 177V178H85ZM125 177H127V178H125ZM215 179H214V178ZM33 178H35V179H33ZM46 178V179H45ZM58 178V179H57ZM64 178H67V179H69V182L70 183H68L66 180V182L64 181ZM129 178H130V180H129ZM173 178H174V180H173ZM196 178H197V180H196ZM199 178H200V180H199ZM15 180V182H14V180ZM43 179V180H42ZM49 179V180H48ZM61 179V180H60ZM75 179V181L77 180V182L78 183H80L79 184V187H75V188H77L79 191H81V193H84V194H77V195H79L80 196V198H79V196H77L75 193L76 192H78V190L77 191H75V189H74V186H73V184H72V182H73V180ZM185 179H186V181H185ZM191 179H193V180H191ZM204 181H203V180ZM209 179H211V180H209L210 182H212V184L214 183V182H216V186H218L217 188H220V189H217V188H215V189H217V191L216 190H214V189H212V187H209V189H211V190H209L210 191V194H209V192H208V194L210 195V196H208V197H206V195H208L204 190H205V188H208V186H213L212 184L211 185H209V181L208 180ZM256 179V180H255ZM28 180H29V182H28ZM50 180H52V181H50ZM126 180V181H125ZM137 180V181H136ZM189 180L191 181V182H189ZM205 180H206V182L208 183V186H207V183L205 182ZM214 180V181H213ZM242 181V180H244L243 182H245L244 184H241L242 186L243 185H245L246 186V184L248 185L247 187L248 188H245V186H243V188H240V194H241V192H242V190L245 188V190H243L244 192H247L246 193V195H248V193H249V191H250V193H251V195H249L250 197H247L245 200H249L248 201V203L246 202V201H244V200H241V202H238V201H236V203H235V201H234V199L237 197L238 198V196H240L238 193H239V191L238 192H236V189H237V186H236V188H235V185H239L240 186V183H238L239 181ZM251 180H253L254 182L255 181H257L258 183L256 184V183H252V185H254L255 184V186H252L251 185V187L249 186L250 185V183H251ZM30 181H32V182H30ZM37 181V182H36ZM62 181V182H61ZM93 181V182H92ZM95 181V182H94ZM201 181V182H200ZM248 181H250V183L248 182ZM252 181V182H253ZM35 182V183H34ZM53 182V183H52ZM84 182V183H83ZM91 182L92 183H94V185H92L93 186V189H89V187L91 186ZM102 182V183H101ZM185 182H187V183H185ZM200 182V183H199ZM206 184H205V183ZM236 182V183H235ZM242 182V183H243ZM247 182V183H246ZM260 182L262 183V187L260 186ZM3 183V184H2ZM34 183V184H33ZM62 183V187H61V184ZM65 183H67V184H70L69 185V187L71 188V190H72V192H70L69 191V189L68 188H66V187H68V185H66ZM83 183V184H82ZM139 183V184H138ZM171 183V184H170ZM202 183V184H201ZM238 183V184H237ZM19 184H20V186H19ZM59 184V185H58ZM72 184V185H71ZM75 184H77L76 182H75ZM100 184H101V186H100ZM104 184V185H103ZM132 184H135V185H132ZM222 184V185H221ZM225 184V185H224ZM229 184V185H228ZM66 185V187H64V188H66V189H64L63 190V186H65ZM130 185V186H129ZM184 185V186H183ZM191 185V186H190ZM201 185H205L204 187H202ZM227 185V186H226ZM231 185V186H230ZM15 186V187H14ZM53 186V187H52ZM57 186V188L56 189H58V190H56L57 192H55V189H54V187H56ZM72 186V187H71ZM77 186V185H76ZM92 186L90 187V188H92ZM110 186V185H109ZM112 186V185H111ZM145 186V187H144ZM177 186V187H176ZM193 186V187H192ZM215 186V184H214V187H216ZM220 186V187H219ZM222 186V187H221ZM234 186V187H233ZM241 186V187H242ZM30 187V188H29ZM157 187V188H156ZM199 187H202V189L201 188H199ZM213 187V188H214ZM230 187V188H229ZM250 187V188H249ZM255 187V188H254ZM8 188H9V190H8ZM34 188V189H33ZM54 189V193L52 192L53 191V189ZM82 188H80V189H82ZM106 188V187H105ZM190 188V189H189ZM204 188V189H203ZM222 188H223V191H222ZM227 188V189H226ZM254 188V189H253ZM3 189V190H2ZM28 189V190H27ZM73 189H74V191H73ZM149 189V190H148ZM188 191H187V190ZM242 189V190H241ZM247 189H248V191H247ZM7 190L9 191V192H7ZM30 190V191H29ZM52 190V191H51ZM90 190H94L95 192H93L92 191V193L90 192ZM124 190H126V189H124ZM144 190V191H143ZM182 190V191H181ZM195 190V191H194ZM197 190V191H196ZM207 190V189H206ZM207 190V191H208ZM219 190V191H218ZM232 191L234 194H232L233 195V197L234 198H232V195L229 197L228 195V197L231 199H233L232 201L230 200V202H228L229 200H225L226 198V196L225 195H222L223 196V198L221 197L220 198V196H221V194H227L228 193V191ZM254 190V193L252 192V191ZM11 191V192H10ZM16 191V192H15ZM29 191V192H28ZM59 191V192H58ZM69 193H68V192ZM89 191V192H88ZM127 191V190H126ZM147 191H149V192H147ZM154 191H156V192H154ZM175 191V192H174ZM184 191V193H182ZM217 192L218 193V195H216L217 193H215V192ZM230 191H229V193H230ZM263 191V192H262ZM63 194H62V193ZM75 192V193H74ZM151 192V194H149ZM172 192H173V194H172ZM194 192H196V195H195V193ZM205 192V193H204ZM212 192V193H211ZM213 192L215 193L214 195L216 196H213ZM243 192V193H244ZM16 193V194H15ZM56 193H58V194H56ZM72 193H74V195H76V197L77 198H79L81 201H83L85 198H88V199H90V201L88 202V203H86V207L87 208H89L88 209V211H87V208H85L84 206L82 207L81 206V204H79V206H78V204L76 203V201L78 202L79 201V199L78 200H74L76 197H74V195L72 194ZM153 193H154V198H153ZM168 193V194H167ZM169 193H171V197H172V195H174V196H176V197H173V199L171 200L169 197ZM228 193V194H229ZM56 196H55V195ZM61 195V196H59V197H61V198H59L57 195ZM85 194H86V196H85ZM118 194V193H117ZM116 194V196H117V198H119V200H117V198L115 197V204H117V206H118V204L120 205V206H125L126 205V202H123V199H120V196H118ZM129 194V193H128ZM211 194H212V196H211ZM245 194V193H244ZM6 195H8V196H6ZM40 195V196H39ZM65 195H67V196H65ZM70 195V196H69ZM148 195H149V197H148ZM152 197H151V196ZM181 195H183V198H182V196ZM201 195H205V197L204 198H202V196ZM238 195V196H237ZM72 196H73V198H72ZM81 196H83L82 198H81ZM129 196H130V194H129ZM167 196V197H166ZM200 196V197H199ZM217 196H218V198H217ZM241 196H243L242 194H241ZM35 197V198H34ZM94 197V198H93ZM164 197V199H161V198H163ZM190 197V198H189ZM198 197V198H197ZM259 197H257V198H259ZM10 198V199H9ZM50 198V199H49ZM54 198V199H53ZM64 198V199H63ZM65 198H67V199H65ZM76 198V199H77ZM96 198V199H95ZM107 198H108V196H107ZM151 199L150 200V202L151 203H149L148 201H147V199ZM170 199L171 201H169V200H166V199ZM180 198V199H179ZM228 198V199H229ZM239 198H241L242 199V197H239ZM244 198H245V195H244ZM257 198H255L256 200H257ZM18 199V200H17ZM51 199H53V200H51ZM68 199H70V200H68ZM153 199V200H152ZM161 199V200H160ZM222 199V200H221ZM10 200V201H9ZM64 200H66V201H64ZM98 200L100 201L99 203L100 204H102V205H98L97 206V204H98ZM147 202H146V201ZM217 200V201H216ZM221 200V201H220ZM238 200V199H237ZM3 201H5V202H3ZM9 201V202H8ZM13 201V202H12ZM56 201H57V203H56ZM64 201V202H63ZM161 201H163L164 202V204L161 202ZM169 201V203H167V202ZM184 201V202H183ZM191 201V202H190ZM234 201V202H233ZM242 201H243V203H242ZM260 201V200H259ZM16 202V203H15ZM49 202V203H48ZM95 202V203H94ZM133 201H130V200H127V203H132ZM158 202H159V204H158ZM172 202V203H173ZM228 202V203H227ZM244 202H246V203H244ZM250 202H251V205H250ZM2 203V204H1ZM6 203V204H5ZM15 203V204H14ZM43 203H44V205H43ZM48 203V204H47ZM64 203V204H63ZM71 203V204H70ZM73 203V204H72ZM90 203V207H89V205H87V204H89ZM145 204L146 203V205H142V204ZM167 203V204H166ZM172 203L171 204H169V206H171L172 205ZM184 203H185V205H184ZM188 203V204H187ZM240 203L242 204L241 206H240ZM261 203V202H260ZM13 204V205H12ZM25 204V205H24ZM53 204H56V206H54ZM68 204V206L70 207H68V206H65V205H67ZM70 204V205H69ZM160 204H162V205H160ZM180 204H183V205H181L180 206ZM220 204V205H219ZM237 204L239 205V206H237ZM4 205V206H3ZM7 205V206H6ZM73 205H74V207H75V209H74V212L76 211V210H79L80 212H78V211H76L75 213H72V209H71V206L73 207ZM95 207H94V206ZM109 205V204H108ZM139 205V206H138ZM35 206V207H34ZM60 208H59V207ZM106 206V205H105ZM164 206V207H163ZM183 206H186V207H183ZM195 206V207H194ZM237 206V207H236ZM3 207V208H2ZM5 207H9V209L8 208H5ZM28 207V208H27ZM79 207V208H78ZM234 207V208H233ZM247 207L249 208V209H247ZM250 207H252V209L253 210H251V211H253L252 213H251V211H249L251 208ZM35 208V209H34ZM37 208H38V210H37ZM59 208V209H58ZM100 208H101V210H100ZM119 208V207H118ZM173 208V209H172ZM177 208V209H176ZM180 208H182L183 210H184V213L183 214H181V213H179V211L177 212V210L178 209H180ZM63 209V210H62ZM71 210V212H70V210ZM176 209V212H177V214H179L178 216H177V214L176 213H174L173 211ZM197 209V210H196ZM49 210V211H48ZM50 210H51V213H52V215H53V212L55 213L54 214V216H51V217H53V219H54V221H53V219L50 217L49 218V216L51 215V213H50ZM58 212H57V211ZM66 210V211H65ZM245 210H246V212L247 211H249V216H248V214L246 213V215H245ZM3 211L5 212L4 214H3ZM15 211V212H14ZM17 211V212H16ZM53 211V212H52ZM83 211V212H82ZM85 211H87V212H85ZM99 212V214L97 215V214H95L96 212ZM110 211H112V213H116L117 214V216H116V214H114L115 216L113 217V215H112V213L110 214L109 212ZM113 211H115V212H113ZM143 211V210H142ZM180 211H182L181 209H180ZM10 212H11V214H10ZM27 212H28V214H27ZM49 212V213H48ZM107 212V213H106ZM189 212V213H188ZM197 212V213H196ZM16 213L18 214L17 215V217H16ZM48 215H47V214ZM58 213H60L59 214V216H57L58 215ZM70 213H72V214H70ZM86 213H88V214H86ZM92 213V214H91ZM186 213H188V214H186ZM257 213H260V215L259 214H257ZM8 216H7V215ZM57 214V215H56ZM13 215H14V217H16L15 219H13L12 217H13ZM48 217V219L46 218V216ZM84 215V216H83ZM97 215V216H96ZM112 215V216H111ZM172 215V216H173ZM257 215V216H256ZM41 216V217H40ZM44 216V217H43ZM57 216V219H55L54 217H56ZM70 216V217H69ZM93 216H94V218H93ZM108 216V217H107ZM255 216V217H254ZM260 216V217H259ZM6 217H8L7 218V220L8 221H6ZM35 217V218H34ZM62 217H64V218H62ZM99 217H100V219H99ZM105 217H107V218H105ZM117 217V218H116ZM180 217H181V219H180ZM245 217V218H244ZM32 218V219H31ZM75 219V221L73 222V220L72 219ZM87 218V219H86ZM93 218V219H92ZM105 218V219H104ZM12 219V220H11ZM33 219H34V221H33ZM43 219H45V220H43ZM50 219H52V220H50ZM58 219H60L59 221H58ZM83 219V220H82ZM84 219H85V221H84ZM90 219V220H89ZM177 219H175V221L177 220ZM185 219H187V220H185ZM16 221V223H17V225L19 224V226H21V224H22V226L20 227L21 229L20 230H18L17 228H15V229H13L14 227H15V221ZM32 220V221H31ZM43 220V221H42ZM47 220V221H46ZM81 220V221H80ZM108 221L109 223L108 224H110V225H103L102 224V222L101 221ZM135 220V219H134ZM189 220V221H188ZM244 220V221H243ZM37 221V222H36ZM40 221V222H39ZM45 221V222H44ZM68 221V222H67ZM77 221V222H76ZM122 221H124V219L122 220ZM180 221V222H181ZM5 222H9V224L7 225ZM31 222V223H30ZM65 222V224H67L66 226L68 227V228H71V230L70 231H72V233L71 232H63V238H61L60 236V238L59 237H56V236H58V231L60 230V226L57 228V227H54V225L53 224H58V225H60V223H64ZM79 222V223H78ZM81 222V223H80ZM38 223V224H37ZM68 223H70V225L68 224ZM91 223V224H90ZM112 223V224H111ZM179 223V222H178ZM228 223V224H227ZM233 223H235V224H233ZM7 225V227H8V230L6 229V231H5V229H4V233L2 232L3 231V227L4 228H6V225ZM12 224L14 225V226H12ZM175 224H176V222H175ZM4 225V226H3ZM27 225V226H26ZM28 225H29V228H28ZM35 227H34V226ZM49 226V227H47V226ZM85 225V226H84ZM114 227H113V226ZM186 225V226H185ZM18 226V227H19ZM80 227V228H78L79 229V231L77 232V230H75L76 229V227ZM82 226H84V227H82ZM227 226V227H226ZM17 227V226H16ZM111 227L112 228H116L117 229V231L114 233V231H115V229H111ZM154 227V226H153ZM156 227V226H155ZM159 227V226H158ZM158 227H156V229L155 230H157V229H159ZM185 227V228H184ZM225 227V228H224ZM10 228V229H9ZM31 228H32V230H31ZM36 228V229H35ZM224 228V229H223ZM23 229V231H24V234L27 232V238H28V241H24V239L23 238H21V233H22V236H24L23 235V231L21 232V230ZM83 229V230H82ZM85 229H87V230H85ZM126 229V230H125ZM15 230H17V231H15ZM25 230H27V231H25ZM113 230V231H112ZM121 230H123V232L121 231ZM125 230V231H124ZM129 230H130V232H132V231H135V233L133 232V233H130L129 232ZM201 230V231H200ZM56 232V234H55V232ZM75 231V232H74ZM88 231V232H87ZM205 231V232H204ZM210 231V232H209ZM8 232H9V234H8ZM10 232L12 233V232H15L14 234H12V237H11V235H10ZM54 232V233H53ZM90 232V233H89ZM113 232V233H112ZM120 234L119 236L117 235L118 233ZM121 232V233H120ZM184 232L186 233V234H184ZM3 233V234H2ZM74 233H76L75 235H74ZM82 233V234H81ZM86 233V234H85ZM89 233V234H88ZM97 233H101L102 234V237H104L105 238V240H104V238L103 239H101V235H99V237H100V240H103V242H98V237L96 236V234ZM126 233H127V236H126ZM129 233V234H128ZM149 233V234H148ZM192 233V234H191ZM196 233V234H195ZM206 233V234H205ZM230 233V234H229ZM8 234V235H7ZM40 234V235H39ZM78 234H79V237H78ZM112 234V235H111ZM134 234V235H133ZM135 234H139V235H137L138 237H137V239H134V238H136V235ZM150 234H152V235H154V236H152L151 235V237H150ZM188 234H190L189 236H188ZM10 235V236H9ZM15 235V236H14ZM17 235H19V236H17ZM74 237H73V236ZM89 235V236H88ZM123 235H124V239L123 238H120V237H123ZM131 235V236H130ZM142 235V236H141ZM183 235H185V236H183ZM196 235V236H195ZM4 236V237H3ZM30 236V237H29ZM47 236V239H45L44 237H46ZM84 236V237H83ZM85 236H87V237H85ZM144 236V240H142L141 241V239H142V237ZM146 236V237H145ZM189 237V239L187 240V238ZM7 237H9V238H7ZM26 237V236H25ZM81 237V238H80ZM97 237V238H96ZM126 237H127V239H126ZM128 237H129V240L131 241H129L128 240ZM165 237L166 236H159V238H158V241L159 240H162L163 238V240H165ZM183 237V238H182ZM190 237H193L194 239H195V241H194V239L193 238H190ZM237 237V238H236ZM17 238V239H16ZM72 238V239H71ZM74 238V239H73ZM77 238H79V240H77ZM82 238H86V240L85 241H82L83 239ZM95 239V240H97V241H95V240H92V239ZM6 239H8V240H6ZM45 239V240H44ZM49 239V240H48ZM66 239H68V241H66ZM80 239H82V240H80ZM109 239H110V241H109ZM120 239V240H119ZM146 239H148V240H146ZM199 239V241L200 242H198L197 240ZM215 239H217V244L215 243H212L213 241L215 242ZM6 240V241H5ZM13 240H16V241H13ZM77 243H75L74 241ZM128 240V242L129 243H132V247L130 248V246H126L127 248H125V245L126 244H124L125 242H123V241H127ZM135 240H138V242H135ZM146 240V241H145ZM152 240H154V239H152ZM235 240H237V241H235ZM45 241V242H44ZM88 241H94L95 242V244L94 245H97V252L95 253L94 251L92 252L91 250H89V249H87L85 246H86V243L88 242ZM119 241H120V243H121V241L123 242V244H124V247L123 248H125V250H123V248L121 249V247H119L120 245L118 244L119 243ZM177 241H179V240H177ZM177 241H173L174 243H176ZM3 242V243H2ZM12 242L14 243V244H12ZM42 243V244H39V243ZM127 242V243H128ZM139 242H143V243H141V245L139 246L140 248H141V250L140 251H138V256L136 255V253H137V250H139V249H137L138 248V246H137V244L136 243H139ZM195 242V245L193 244ZM225 242H227V243H225ZM237 242H239V243H237ZM5 243V244H4ZM7 243V244H6ZM37 243V244H36ZM45 243V244H44ZM70 243V244H69ZM74 243L77 245H74ZM98 243V244H97ZM108 243V244H107ZM148 243V244H147ZM212 243V244H211ZM4 244V245H3ZM11 244V245H10ZM81 244V248L82 249H80L79 248V245ZM110 247V246H114V248H108V247H106L107 245ZM113 244V245H112ZM211 244V246H214V247H210L209 248V245ZM14 245V246H13ZM26 245V246H25ZM42 245V246H41ZM47 245H50V247H49V249L47 250V248H48V246ZM69 245V246H68ZM128 245V244H127ZM131 245V244H130ZM216 245V246H215ZM222 245V246H221ZM229 245V246H228ZM239 245V246H238ZM9 246H11V247H9ZM40 248H39V247ZM74 246H75V248H74ZM84 246V247H83ZM137 246V247H136ZM180 246V245H179ZM198 246V245H197ZM231 246V247H230ZM235 246V247H234ZM242 246V247H241ZM244 246V247H243ZM13 247H14V249H13ZM69 247V248H68ZM104 247H106L105 249L109 252L110 250H108V249H111V251L108 253V252H106V250L104 251ZM201 247V248H200ZM237 247V248H236ZM241 247V248H240ZM185 248V249H184ZM236 248V249H235ZM244 248V249H243ZM6 249V250H5ZM8 249V250H7ZM19 249H20V251H19ZM46 249V250H45ZM52 249V250H51ZM66 249H67V251H66ZM70 249V250H69ZM73 249V250H72ZM102 249H103V251H102ZM119 249H121V250H119ZM128 249H130V251H128ZM192 249V250H191ZM231 251H230V250ZM234 249V250H233ZM240 249V250H239ZM5 250V251H4ZM18 250V251H17ZM23 250V251H22ZM50 250H51V252H50ZM75 250H77L79 253H76V251ZM117 250H119V252L117 251ZM233 250V251H232ZM243 250V251H242ZM74 251H75V253H74ZM90 251L92 252V253H90ZM127 251V256L125 257V252ZM132 251V254L130 253ZM175 251V250H174ZM209 251H211V252H213V255H210L209 254ZM7 252V253H6ZM13 252L14 253H16V252H19V254L17 253V254H13ZM21 252V253H20ZM55 252V253H54ZM57 252V253H56ZM66 252V253H65ZM101 252V253H100ZM122 252H124V253H122ZM128 252H129V254H131V255H129L128 254ZM140 252V253H139ZM244 252V253H243ZM249 252V253H248ZM83 253V254H82ZM90 253V254H89ZM114 253H116V254H114ZM182 253V254H181ZM242 253V254H241ZM20 254H22V255H20ZM26 254V255H25ZM112 254V255H111ZM122 254V255H121ZM125 254V255H124ZM194 254V255H195ZM3 255V256H2ZM29 255V256H28ZM53 255V256H52ZM55 255V256H54ZM71 255V256H70ZM103 255H107L108 257H105L104 258V256ZM188 255H189V259H188ZM231 255V256H230ZM242 255H244V256H242ZM5 256V257H4ZM13 256V257H12ZM36 256V257H35ZM73 256V257H72ZM103 256V258H102V260H101V257ZM119 257V259H120V261L119 260H117L118 258L117 257ZM130 256H131V258H130ZM147 256H148V254H147ZM175 257L176 258V260H172L173 259V257ZM187 256V257H186ZM191 256V257H190ZM212 256V257H211ZM230 256V257H229ZM5 258V259H3V258ZM9 257H10V259H9ZM59 257H62V258H60L59 259ZM126 259H125V258ZM136 257H137V259H139V261L136 259ZM195 257V258H194ZM218 257V258H219ZM12 258V259H11ZM71 258V259H70ZM73 258H75V259H73ZM77 258V259H76ZM107 258V259H106ZM110 258V259H109ZM115 258H117V259H115ZM134 258H135V260H134ZM174 258V259H175ZM200 258V259H199ZM212 258V259H211ZM216 258H217V256H216ZM7 259V260H6ZM11 260V262L9 261V260ZM19 259H21V260H19ZM24 259V260H23ZM26 259H27V263H22V262H25L26 261ZM63 259H66V260H63ZM99 259L101 260V261H99ZM113 259V260H112ZM131 259V260H130ZM183 259V260H182ZM192 259H194V260H192ZM33 260V261H32ZM61 260V261H60ZM97 260V261H96ZM110 260H112V262L110 261ZM114 260H115V262H114ZM136 260L138 261V262H136ZM9 261V262H8ZM37 263H36V262ZM47 261V262H46ZM71 261V262H70ZM81 261V262H80ZM90 261H94V262H90ZM109 261V262H108ZM123 261V262H122ZM194 261V262H193ZM8 262V263H7ZM104 262V263H103ZM172 262V263H171ZM95 263V264H96ZM116 263V264H117ZM182 263V264H183ZM14 264H17V263H14ZM88 264V263H87ZM178 264V263H177Z\"/></svg>",
  "mask_w": 264,
  "mask_h": 264
},
{
  "label": "bare ground",
  "instance_id": "6f19581e",
  "mask_svg": "<svg viewBox=\"0 0 264 264\" xmlns=\"http://www.w3.org/2000/svg\"><path fill=\"white\" fill-rule=\"evenodd\" d=\"M78 1V0H77ZM80 1H82V0H80ZM80 1H78V3L80 2ZM91 1V2H90ZM94 2H95V4H93L94 2H92V0H88V2L90 3V4H88V6L87 5H85V0L84 1H82V6H83V4H84V6H85V8L84 9H82V8H79V9H77L76 7H78V6H76V0H0V25H2L3 23H5V22H7V23H10V27L8 28V30H2L1 32H4V33H1L0 32V71L2 70V71H4V70H6L7 71V75H4V76H1L0 77V82L2 83V85H3V82L2 81H4V80H7V79H9V80H11L12 82H14V85L11 87V88H9L7 91V93L6 92H4V93H1L0 92V113H2V114H6L7 112L10 114V109H9V107L10 106H13V105H19L20 106V109H19V111H18V114L19 115H22V116H24V118L25 117H30L31 115H32V110L34 109V108H38V106H41V105H44V104H46V107H47V104L49 105V110H51L52 108H54V110H55V114H56V117H61V116H64V115H67V114H71V113H73L74 111H79L78 113H80V109H79V106H81V105H83V104H86V103H93L95 106H96V108H97V112L98 111H101L102 109H103V107H105V105L108 103H113V101L112 102H108V98L105 96V93H104V88H106L108 85H109V88H110V90H111V87H110V85L111 86H113L112 84H109L110 82H108V80H110V81H114L115 82V80H114V76L115 75H112V78H108L107 77V70H108V68H107V64L108 63H106V61L107 60H110V56H117L116 55V52H115V50L114 49H116L117 47L114 45V44H112V42L114 41V40H116V38H117V36H120L121 37V33L119 34V35H112V37L111 38H113L112 40L113 41H111L110 42V44L111 45H113V47L111 48V45L110 44H108V46H107V48L110 46V48H111V51H113L114 50V52H115V54L113 55H110V52L111 51H106L107 53H109V59L107 58V59H105L106 61H97V59L95 58V56L99 53V50H100V48H98L97 46H98V44H97V46H96V43L95 42H92L91 40L93 39V37H97V36H101L102 35V33L104 34L103 35V38L101 37V39L103 40L104 38L106 39V43H107V37L109 36L110 37V35H111V33H113V32H111L113 29L111 28V27H109V28H107L108 27V25L105 27V24H107L110 20H108V22L105 20V22H104V20L103 19H105V17L104 16H100V15H105L106 16V14H103V13H105V12H107V11H109V13H110V11H112L113 12V8L114 7H112V6H114L115 4V1H114V5H112V3L110 2V3H108L109 2V0H108V2L107 1H105L106 2V4H107V6H110V10L108 9V7L106 6V8H104V10H103V8H101L100 9V7H102L103 6V4H104V0L102 1V0H97V1H100V3L98 4L97 2H96V0H93ZM111 1V0H110ZM117 1H120V0H117ZM125 1V0H124ZM131 1L132 0H129V3L128 4H126V7H127V5L129 6V4L131 3ZM152 1V0H151ZM158 1V0H157ZM157 1H153V2H156V3H158ZM180 1V2H179ZM184 1V0H183ZM195 1V0H194ZM204 1V0H203ZM219 1V0H218ZM228 1V0H227ZM234 1H237V0H233V2ZM247 1V0H246ZM250 1H252V0H249V2ZM264 1V0H263ZM102 2V3H101ZM113 2V1H112ZM123 2V1H122ZM184 2H186V4L185 5H189V4H191L189 1H184ZM188 2V3H187ZM221 2V1H220ZM231 2H232V0H231ZM238 2V1H237ZM248 1H247V3L248 4H250ZM253 2V1H252ZM251 2V3H252ZM117 3H121V2H117ZM127 3V2H126ZM142 3V2H141ZM145 4H146V2H144ZM156 3H154V4H156ZM160 3V2H159ZM159 3L158 4H156V6L161 10V12H159L158 11V15L160 16V13H161V15H163L165 12L167 13V15H169L170 16V18L171 19H178L179 18V16H180V14L183 12V14H181V15H188V21L190 20L191 22L193 21V20H195V19H193V16H192V14L194 13L195 14V12H197V4L195 3V6H196V8H195V6L194 7H191V9L192 10H194V12L193 13H190V14H188V13H186L185 11H187V10H185V9H187L188 8V6H187V8H185L184 9V5L182 6V0H178V1H171V0H162V3H160V5H159ZM176 3L178 4V5H176ZM208 3V2H207ZM211 3V2H210ZM223 3H226V2H223ZM240 3V2H239ZM86 4H87V1H86ZM93 4V5H92ZM98 4V5H97ZM101 4V5H100ZM110 4V5H109ZM133 4V3H132ZM144 4V5H145ZM218 4V3H217ZM231 4H236V3H231ZM253 5H252V7H254L255 5H257V3L256 2H254V3H252ZM117 5V4H116ZM136 4L134 3V6H135ZM141 5V4H140ZM144 5L142 6V7H144ZM152 5V3H150V6ZM220 5V4H219ZM238 5V4H237ZM242 5V3L240 4V6ZM244 5V4H243ZM258 5H260V4H258ZM93 6H95V7H93ZM96 6H100L99 8L98 7H96ZM156 6L154 7L153 6V8H155L154 9V11H156ZM182 6V9H184V10H182L180 7ZM210 6V5H209ZM235 6L236 5H234L233 7H234V9H235ZM245 6V5H244ZM124 7V5H122L121 4V6L119 7L118 6V8H116V6H115V10H116V14L115 15H112V12H111V16H110V18H112V20L111 21H113V20H116V19H119L118 20V22H120V20H122V19H120V18H122V17H124V10H122V8ZM139 7V6H138ZM137 7V8H138ZM186 7V6H185ZM222 7V6H221ZM239 7V6H238ZM245 7H249V6H245ZM245 7H244V11H245V13L246 14H248V15H245V17H246V19L248 18H250V15H253L254 13L256 14H259V12H260V9L257 11V9H256V11L257 12H255V11H253V13L251 14V12H248L247 13V11H250V10H247V8H246V10H245ZM256 7V6H255ZM260 7H262V8H264V3H263V5L261 6H259V8ZM88 8V9H87ZM97 9L98 8V10L96 11L95 9ZM120 8H121V10H120ZM130 8V7H129ZM129 8L127 7L126 9H128V11H129ZM134 7H132V11H129V12H131V13H133V11H134V9H133ZM147 8V7H146ZM215 8V7H214ZM103 10V12H101L100 10ZM105 9H107V11L105 10ZM117 9L118 10H120V12H122L121 14L122 15H120V12H119V14L117 13ZM125 9V8H124ZM139 9H141V8H138V10ZM145 9V8H144ZM147 9H149V8H147ZM198 9H199V7H198ZM234 9H233V11H234ZM240 9V8H239ZM241 9L243 10V7H241ZM248 9H250V7L248 8ZM151 10V9H150ZM149 10V11H150ZM206 10V9H205ZM251 10H253V9H251ZM93 11H95V12H97L98 13V15H97V17L98 16H100V19H102L103 21L102 22H98L97 21V18L96 17H94V19L95 20H93V17H92V12ZM182 11V12H181ZM188 11L190 12V10L188 9ZM199 11H201V9H199ZM198 11V12H199ZM217 11V10H216ZM115 12V11H114ZM142 13H144L143 11H141ZM146 12V11H145ZM148 12V11H147ZM157 12V11H156ZM156 12H155V14H156ZM164 12V13H163ZM197 12V14L199 15V13ZM212 12V11H211ZM220 12H222V17L224 16L225 18L227 17V15L225 16V15H223V13L224 14H227V11L225 10V9H223V11H222V8H221V10H220ZM235 12V11H234ZM109 13L107 12V19H109ZM126 13L128 14V12H127V10H126ZM135 13H137L138 14V11L136 10V12ZM154 13V12H153ZM166 13H165V16H166ZM186 13V14H185ZM201 13H203L202 15H207L205 12H203V10L200 12V15H201ZM217 13H219V11H217ZM237 13V12H236ZM250 13V14H249ZM264 13V9H262L261 10V12H260V14H263ZM149 14H150V16H151V13L149 12ZM149 14H148V16H149ZM193 14V15H194ZM228 14H230V16H233V14L231 15V13H229L228 12ZM256 14V16H258ZM95 14H94V12H93V16H94ZM118 15H119V17H118ZM133 15L134 16H136L137 17V15H135L134 13H133ZM142 15H144V14H142ZM187 15H186V20H187ZM204 15V17H206ZM264 15V14H263ZM96 16V15H95ZM113 16H114V18H113ZM117 16V17H116ZM121 16V17H120ZM128 16V18H125V21L127 20V23L129 24V22L128 21H130L129 19H133L134 17L132 16L131 17V14H130V17H129V14L127 15ZM126 16V17H127ZM147 16V18L146 19H144L143 20V17L141 18V17H137L138 19H137V23H141V19H142V24H140L139 23V26H138V24L135 26L136 28H137V30H135L134 29V31L136 32H134V34L137 36V38L140 36L141 37V39H145V40H147L146 42H150V40H151V43H152V46H153V49H155V50H158L157 48H159L160 49V51L161 50H165V53H163L161 56H163V55H170V57H169V60L170 59H175L176 57H177V54L176 55H174V56H176V57H174V58H172L171 57V54L169 53V52H172V48L173 47H175V46H173V45H175V44H172L174 41H175V37H174V35H176V36H180V38H181V40H182V37L185 35L184 33H183V29H179L180 27V25L182 24V20H183V18L181 19V21L179 22V19L178 20H176L175 22H170V23H172L171 24V26H168V25H170L169 23H164L165 21H163V24H165L166 26H164L163 24H160V23H158L157 24V21L155 22L154 21V15H153V19H149V17ZM156 16V15H155ZM159 16H157V17H159ZM191 16H192V19H191ZM195 17L197 16L196 14L194 15ZM213 16V15H212ZM229 16V17H230ZM247 16H249V17H247ZM256 16H255V18H256ZM261 16V15H260ZM92 17V18H91ZM115 17H116V19H115ZM194 17V18H195ZM204 17L202 18V19H204ZM208 17V16H207ZM214 17L215 16H213V18L211 17L210 19H211V21H212V23L214 22L212 19H214ZM245 17H243L244 19H245ZM99 18V17H98ZM161 18H163V16H161ZM160 18V19H161ZM167 18H168V16H167ZM234 18V17H233ZM239 18V17H238ZM260 18V17H259ZM262 19H263V16L261 17ZM90 19L91 20H93L92 22H94V21H96V23H93V24H96V28L97 27H99V25H100V27L102 28L103 26L102 25H104V29H101L100 27V30H97L100 34L99 35H97L96 34V30H92L91 31V29H92V26H91V24H90ZM99 19V21H101ZM124 19V18H123ZM139 19H140V21H139ZM148 19H149V21H148ZM156 19H159V18H156ZM164 19H165V17H164ZM163 19V20H164ZM196 19H198V16L196 17ZM216 19V18H215ZM214 19V20H215ZM222 19V18H221ZM220 19V20H221ZM229 18H227V20H228ZM236 19V20H235ZM241 19H242V16H241ZM245 19V20H246ZM200 19H198V20H195V21H193V22H195V23H193V25H191L189 22V24L192 26V27H190V26H188V27H190V29L192 28L193 29V31H194V28L193 27H195V25L196 24H199L200 23V21H199ZM209 20V19H208ZM231 20V19H230ZM229 20V21H230ZM234 20L236 21H234L233 23H234V25L232 26V25H230V23H231V21L227 24V23H225V21L224 20H222V21H220V24H221V22H223L222 23V26L224 25L225 26V28H224V30L225 29H227L228 27H230V28H233V29H235V24H240V22L239 23H237V17L236 18H234ZM249 20H252V18H250ZM253 20H255L254 18H253ZM110 21V22H111ZM139 21V22H138ZM199 21V22H198ZM217 21V20H216ZM233 21V20H232ZM259 20L257 19V22H258ZM104 22V23H103ZM107 22V23H106ZM114 22V21H113ZM112 22V23H113ZM117 22V23H118ZM122 22V21H121ZM121 22L120 23H118V25L119 24H121ZM124 22V21H123ZM210 22V21H209ZM244 22V21H243ZM260 22V21H259ZM99 23H101V24H99ZM111 23V24H112ZM131 23H133V24H135L136 23V21H132ZM131 23H130V25H129V27H133L134 25H131ZM187 23V25H189ZM216 23H218V21L216 22ZM251 23H252V21H251ZM92 24V25H93ZM124 24V23H123ZM127 24V25H128ZM143 24H144V27H143ZM204 24V23H203ZM203 24H200V25H202L203 26ZM219 24V23H218ZM217 24V25H218ZM232 24V23H231ZM253 24H256V22L254 21L253 23H252V25ZM122 25V24H121ZM120 25V27H119V29H121V27L123 26H121ZM125 25H126V22H125ZM126 25V26H127ZM200 25H198V26H200ZM213 25H215V23L213 24ZM246 25V24H245ZM259 25H260V23H259ZM258 25V23H257V25L256 26H259ZM264 24H262V27H264L263 26ZM7 26V25H6ZM142 26V27H141ZM201 26V27H202ZM206 26V25H205ZM205 26H203L204 28H206ZM243 26H244V24H243ZM216 26H212V27H210V28H215ZM227 27V28H226ZM237 27V26H236ZM247 27V26H246ZM249 27V26H248ZM254 27H255V25H254ZM260 27V26H259ZM258 27V28H259ZM91 28V29H90ZM115 28H117V24H116V27ZM145 28V29H144ZM220 28H223V27H220ZM251 28V27H250ZM253 28V27H252ZM258 28H256L255 27V29L253 30V31H255L256 29V31H258ZM261 28V27H260ZM259 28V29H260ZM1 29V28H0ZM95 29V28H94ZM98 29V28H97ZM107 31H106V30ZM191 29V30H192ZM199 29L200 28H198V30H197V32L199 31ZM202 29V28H201ZM219 29V28H218ZM236 29H240V28H236ZM241 29H242V26H241ZM246 29V28H245ZM102 30H104L103 32H102ZM196 30V29H195ZM204 30V29H203ZM209 29H207V31H208ZM212 29H210L209 31H211ZM215 30V29H214ZM220 30H222L223 31V29H220ZM246 30H248V29H246ZM260 30H262V31H264L263 29H260ZM94 31V32H93ZM116 29H115V34H116ZM131 31H132V29H131ZM176 31V32H175ZM177 31H179V32H177ZM213 31V30H212ZM238 32H240L239 30H237ZM106 34H108V35H106L105 36V33ZM127 31H125V33H126ZM202 32V31H201ZM199 32L200 33V35H202V36H205L206 37V35L208 36V37H211V39H213L212 38V35L210 34V33H208V34H202V33H206V32ZM224 32H226V31H224ZM230 33H232L233 32V34L235 33V35L238 33V32H235L234 30H232V32L231 31H229ZM244 32V31H243ZM247 32V31H246ZM259 32H261V31H259ZM117 33H118V31H117ZM122 33H124V30H122ZM124 33V34H125ZM190 33V32H189ZM199 33H197V34H199ZM255 33V32H254ZM34 34H37L38 36H39V38L41 39V41H40V43H37L35 40H34ZM130 34H133V33H130ZM193 34V33H192ZM191 34V35H192ZM214 34V33H213ZM221 34V33H220ZM225 34V33H224ZM223 34V35H224ZM227 34H228V36L230 37V35H229V33H228V31H227ZM227 34H225V35H227ZM240 34V33H239ZM245 34V33H244ZM257 34H259V33H257ZM96 35V36H95ZM135 35H131V36H127V37H129V38H127V37H125V36H123V34H122V36L123 37H125V38H127V42L125 41H123V38H121V40H122V50H124L123 48H124V44L123 43H125V45H128L129 44V42L132 40V38H133V40H134V36ZM139 35V36H138ZM181 35H182V37H181ZM211 35V36H210ZM217 35V34H216ZM235 35H233V36H235ZM238 35V34H237ZM243 35V34H242ZM247 35H248V33H247ZM246 35V36H247ZM37 36V37H38ZM186 36V35H185ZM196 36V35H195ZM221 36V35H220ZM220 36H219V38H220ZM227 36V37H228ZM231 36H232V34H231ZM259 36H260V34H259ZM108 37V38H109ZM114 37H116V38H114ZM132 37V38H131ZM144 37V38H143ZM174 37V38H173ZM189 37V36H188ZM187 37V38H188ZM228 37V38H229ZM237 37V36H236ZM235 37V38H236ZM238 37H239V35H238ZM243 37V36H242ZM254 37V36H253ZM255 37H256V35H255ZM262 37V36H261ZM264 37V36H263ZM119 38V37H118ZM117 38V39H118ZM168 38L169 39H174V40H172L171 42V45H169V46H171L170 48H171V50H170V48H169V46H167V44H170L169 42V40H168ZM179 37H176V43L178 42V40L180 39ZM198 38H199V36H198ZM198 38H197V40H198ZM215 38H217V37H215ZM214 38V40H212V42L213 41H215L216 39ZM91 39V40H90ZM95 39V38H94ZM94 39H93V41H94ZM99 39V38H98ZM101 39L99 40V43H100V41H101ZM104 39V40H105ZM130 39V40H129ZM139 39V38H138ZM140 39V40H141ZM192 39H195V38H192ZM204 39H206V38H204ZM223 39V38H222ZM231 39H233V38H231ZM245 39H247V38H245ZM89 40V41H88ZM128 40H129V42H128ZM149 40V41H148ZM158 40H161V41H163V42H161L160 43V41L158 42L159 44H156L157 43V41ZM169 41V42H167V44H165L164 42L165 41ZM181 40H179L180 41V43H181ZM193 41V43L192 44H190V47L189 48H187L186 47V45L188 44V42H189V40L187 41L186 39H185V42L187 43H185L184 42V48L186 49H190V51H192L193 50V44H194V42H198V41ZM224 40V39H223ZM238 40V42H240L239 41V39H237ZM236 40V41H237ZM87 41V43L88 44H90L89 46H93V45H91V44H93V43H95V46H96V48H91V47H87V46H85V48H83V43H85ZM90 41L92 42V43H90ZM98 40H96V42H97ZM135 41H137L136 39H135ZM135 41H131L130 42V45H131V47H129V45H128V47H126L125 46V48H127L126 49V51L124 52L123 51V56L125 57L126 55V53L128 52V50H129V52L131 51V49L133 48V45L132 44H135ZM209 41V40H208ZM220 41V40H219ZM230 41V40H229ZM245 41V40H244ZM255 41V40H254ZM261 41L263 42L264 41V39L262 38L261 39ZM103 42V41H102ZM105 42H103L102 43V45H104V47H105ZM138 42V41H137ZM141 42H142V40H141ZM144 42V41H143ZM204 43V45H205V43H207V41L206 40H204L203 41ZM210 42V41H209ZM208 42V43H209ZM215 42H217V41H215ZM232 43H233V41H231ZM258 42V41H257ZM153 43H155L154 45H153ZM175 43V42H174ZM180 43H178L177 44V49H175L174 51L177 53V52H181V51H178V49L180 48L179 46H182L183 47V44L182 45H180ZM218 43V42H217ZM228 43V42H227ZM235 43V42H234ZM241 43V42H240ZM250 43H251V41H250ZM139 44V43H138ZM143 44V43H142ZM141 44V45H142ZM196 44H198V43H196ZM196 44H194V45H196ZM220 44V43H219ZM221 44H223V42L221 43ZM226 44V43H225ZM231 44V43H230ZM242 44V43H241ZM243 44H245V43H243ZM263 44H264V42H263ZM86 45V44H85ZM119 45H120V43H119ZM145 45V47H144V49H142V50H140V48L141 47H137V46H135V47H137V48H135L134 50L135 51H138V52H142V54H143V56H144V54H145V56L146 55H149V54H151V53H147L148 51V47L146 46L147 44H144ZM151 45V44H150ZM157 45H159V47H157ZM204 45H203V49H204V51L207 49H205L204 48ZM209 45H211V44H208V46ZM212 45H214V44H212ZM217 44H215V46H216ZM224 45V44H223ZM232 45V44H231ZM236 45V44H235ZM248 45V44H247ZM257 45V44H256ZM47 46H49V50L47 49ZM116 48H115V47ZM140 46V45H139ZM173 46V47H172ZM188 46V45H187ZM192 46V47H191ZM197 46H199V45H196V47ZM222 46V45H221ZM229 46L230 45H228V47L225 45V53L228 55L229 54V59H231L232 60V56H231V53H233L232 51H231V53H229ZM249 46H250V44H249ZM249 46H248V48H249ZM252 46H253V44H252ZM252 46H250V48H249V50H251V47ZM255 46V45H254ZM253 46V47H254ZM179 47V48H178ZM207 47V46H206ZM210 48L211 47H213V49L215 48L214 46H209ZM219 46H217L216 48H218ZM224 47V46H223ZM223 47L220 49V51L219 52H221V50L223 49ZM231 47V46H230ZM233 47V46H232ZM252 47V49H254ZM89 48V49H88ZM110 48H109V50H110ZM114 48V49H113ZM119 48V47H118ZM131 48V49H130ZM139 48V50H136V49H138ZM191 48H192V50H191ZM200 48H202V46L201 47H199V48H197V50H199ZM215 48V50H219V49H216ZM220 48V47H219ZM106 49V48H105ZM120 49V48H119ZM145 49H146V51H145ZM168 49V50H167ZM203 49H202V53L204 52L203 51ZM232 49V48H231ZM260 49V48H259ZM258 49V50H259ZM121 50V49H120ZM122 50H121V52H122ZM133 50V51H134ZM145 51V53H143L144 51ZM179 50H181V49H179ZM207 50H209V49H207ZM214 50V51H215ZM228 50V51H227ZM233 50L235 51L234 53H239L240 51H238V48H235V47H233ZM257 50V49H256ZM257 50V51H258ZM102 51V50H101ZM133 51H132V53H130L129 54V52H128V55L125 57V58H123V59H126V61L125 60H123L122 61V65H121V67L124 65V67H125V64H126V71L125 72H127V74L125 73V75L123 74V72H122V70L123 69H121L120 70V67L118 68H116V66H114L113 65V63L116 61V63H117V61L122 57V55H120V57L119 58H117L118 60H116V58L114 57V59H112L111 60V62H113L110 66H111V69H112V67L114 66L115 67V69H117V70H120L121 71V73L123 74V75H121V77L120 78H123L124 80H122V79H120L119 78V80H118V83L119 82H121L120 80H122L123 82L121 83L123 86H128V84H126L127 83V80H129L130 79V74L131 75H133L132 74V72L130 73V71H136L138 68H139V70L138 71H140V67H142L143 65L145 66H143L142 68H148L149 69V67H152V66H154V65H152V61H153V59H152V61H151V58H153L154 56H152V55H149V56H152V57H150V60L148 59V58H146V59H148V61L145 63V64H148V67H146V65L144 64V63H142L143 61L141 60V55H137L136 53H138V52H135V53H133ZM160 51H157L158 53L157 54H159L160 55ZM183 51V50H182ZM209 51H211V50H209ZM223 51V50H222ZM238 51V52H237ZM253 51H255V49L253 50ZM252 51V52H253ZM105 53V51H102V52H100V53H102L101 54V56L102 55H105L104 53ZM118 52V51H117ZM140 52V53H141ZM164 52V51H163ZM168 52V53H167ZM188 51L186 50V52L185 53H187ZM207 52V51H206ZM211 52H213V51H211ZM228 52V53H227ZM243 52V51H242ZM242 52H240V53H242ZM261 52H264V49H262L261 48ZM106 53V54H107ZM174 53V52H173ZM199 53V52H198ZM197 53V54H198ZM201 53V55L200 54H198L197 55V58H199V61H200V57L202 56V60H204V57H203V54ZM233 53V54H234ZM245 53V52H244ZM248 53V52H247ZM119 54V53H118ZM135 54L138 56V58H140V59H138L137 58V56H136V58L135 57H133V55L135 56ZM139 54V53H138ZM156 54V53H155ZM154 54V55H155ZM156 54V57H159V55H157ZM175 54V53H174ZM190 54V53H189ZM193 54V53H192ZM215 54H219L218 52H215ZM236 54H234V55H236ZM255 54H256V51H255ZM258 55H259V53H257ZM257 54L255 55V56H252V53L250 54L249 53V55H245V54H241L240 56L238 55V57H241L242 55H244V58L246 59V57L247 58H251V57H253L254 59H256V62L258 61V57H257ZM264 54V53H263ZM132 55V56H131ZM182 54H179L178 56H181ZM195 55H196V53H195ZM211 55H213V54H211ZM221 55H225L223 52H222V54H219V57L221 56ZM227 55H225L224 56V58L227 56ZM100 56V57H101ZM132 58H131V57ZM141 56V57H140ZM187 56V55H186ZM200 56V57H199ZM208 56V55H207ZM210 56V55H209ZM107 57V56H106ZM112 57V58H113ZM155 57V58H156ZM184 57H185V55H184ZM189 57H190V55H189ZM192 57H195V56H192ZM192 57H190V60H191V58ZM213 56H210V57H207V58H209V59H207L206 57V62H208V64L207 65H209L210 67H211V62L210 61H207V60H211V61H213V58H212ZM218 56H217V58H219ZM243 57V56H242ZM257 57V58H256ZM128 58H129V60H130V62H129V60H128ZM144 58V59H145ZM160 58V62H161V64H159V61H157V62H154V64H156L155 66H157V67H153L154 68V70L156 71V69L159 67V66H161V67H159V68H161V69H163L164 71V73L158 78L157 76H158V72L159 71H161V69L160 70H158V74H156L155 75V73H153V76H155V78L157 77L159 80L160 79H162V82L164 83V82H169V83H171V85H173V86H171V85H169V83L167 82L166 83V85H165V83L163 84L162 82H161V80H160V83H162L165 87L167 86H169L170 87V89L172 88V90H173V87H175L174 86V84H176V86L177 85H179L180 86V84H178V83H180V81H181V90L180 91H186V89L185 88H191L190 87V85H191V81L189 82V85H187L188 84V82H186L185 81V83H182L183 81V79H185L186 78V76H185V78H184V76H183V79H181L182 77H181V75H179L178 74V76H177V78H176V80L175 79H172V78H170V79H168L167 77H165V79H166V81H163V75H165V73L167 74V76H169L170 74L169 73H167V66L165 65V64H167V61H165V59L167 58L168 59V56H166V57H164L163 56V58H164V60H163V58H162V60L163 61H161V57H159ZM159 58H156L157 60L159 59ZM180 58V57H179ZM185 58H187V57H185ZM216 58V59H217ZM223 58V59H224ZM250 58H249V60H246V63H245V61H244V65H247V68L248 67H250L249 68V70L248 71H251V72H248L249 74H251L252 75V77L254 76L255 77V79L257 78V76H258V78L260 77V75L262 76L263 75V80H264V64H263V66H261L262 64L261 63H259V62H257L258 63V65H259V68H257V66H255V65H257V63H255V60H254V62H252L251 60H250ZM94 59H96V61L94 60ZM133 59V61L134 62H132L131 60ZM137 59L138 60H140V61H137ZM142 59H143V57H142ZM143 59V60H144ZM156 59H155V61H156ZM177 59V58H176ZM196 60V57L195 58H193L192 60ZM226 59H227V57H226ZM244 59V60H245ZM128 60V61H127ZM180 60H182V58L180 59ZM201 60V63L203 62ZM220 60H221V58H220ZM231 60H226V61H228L229 62V64H230V61ZM243 60V59H242ZM260 60V62H263L264 61V59H262L263 61H261V59H259ZM137 61V62H136ZM142 61V62H141ZM171 61H173V60H171ZM170 61V62H171ZM176 62H178L179 60L177 59V60H175ZM219 61V60H218ZM248 61V62H247ZM119 63H121L120 61H118ZM128 62L129 63H131L132 64V66H129L128 65ZM138 62H140L141 64H143V65H141L140 63L138 64ZM150 62V63H149ZM165 62V63H164ZM169 62V61H168ZM181 62V61H180ZM180 62H178L177 64L175 63V62H173V63H175V65H177L178 66V64H179V66L181 65V63ZM184 62H187V61H184ZM232 62V61H231ZM116 64V65H120V64ZM135 63V64H134ZM200 63V64H201ZM204 63V65H205V61L203 62ZM202 63V64H203ZM210 63V64H209ZM218 63V62H217ZM217 63H215V66L217 65V67H218V64ZM223 63H225L224 61H223ZM222 63V65H226V64H228V63H226V64H223ZM250 65H249V64ZM252 63H255L254 64V66H252ZM138 65V67H137V65ZM166 66H164V65ZM168 64H170V63H168ZM232 64H233V62H232ZM261 64V65H260ZM113 65V66H112ZM135 65V66H134ZM141 65V66H140ZM149 65H151V66H149ZM171 65H173L172 63L168 66V69H169V67L171 66ZM249 65V66H248ZM129 66V67H128ZM164 66V67H163ZM182 66H184V67H180V70L182 71V69L181 68H183L185 71H187L186 70V67H187V65L184 63ZM197 70H199L200 69V66L197 64ZM208 66V68H210ZM213 66H214V64L212 63V67H211V69H209L210 71H212V68H213ZM113 67V68H114ZM123 67V68H124ZM131 67V68H130ZM133 67H136V70H134L133 69ZM174 67V66H173ZM203 67V66H202ZM201 67V68H202ZM205 68H206V65L204 66ZM203 67V68H204ZM216 67V68H217ZM229 67H232V65L230 66L229 65ZM158 68V69H159ZM164 68H166V70L164 69ZM222 68V67H221ZM225 68H226V66H225ZM233 68H235V67H233ZM130 69V70H129ZM131 69H133V70H131ZM147 69V70H148ZM152 69V68H151ZM172 69V68H171ZM175 69V68H174ZM173 69V70H174ZM179 69V67H177V69L176 70H178ZM231 69V68H230ZM230 69H228V71L229 72H233V71H230ZM145 70V69H144ZM144 70H142V73L144 72ZM154 70L152 69L151 70V72L153 71L154 72ZM173 70H170V71H173ZM175 70V71H176ZM183 70V71H184ZM214 70H215V67H214ZM218 69H216L215 70V72L217 71ZM222 70V72L224 73L225 72V70H224V68H222L221 69ZM224 70V71H223ZM233 70V69H232ZM236 70V69H235ZM114 71V70H113ZM129 71V72H128ZM149 71V70H148ZM148 71H145L143 74H149L148 73ZM169 71V72H170ZM175 71H174V73H175ZM201 71V70H200ZM205 71H206V69H205ZM208 71V70H207ZM119 72V71H118ZM137 72V71H136ZM150 72V73H151ZM209 72V71H208ZM215 72L213 73V74H215ZM222 72L220 71V73H218V75H222ZM236 72V71H235ZM112 73V72H111ZM115 73V72H114ZM134 74H135V72H133ZM171 73V72H170ZM176 73H179V72H176ZM183 73V72H182ZM200 73V72H199ZM207 73V72H206ZM206 73H204V74H206ZM211 73V72H210ZM209 73V74H210ZM238 73V72H237ZM115 74H117V73H115ZM142 74V76L143 77H145V76H149V75H143ZM172 74V73H171ZM181 74V73H180ZM188 73H186V75H187ZM204 74H202L203 75V77H207V75H205L204 76ZM213 74H210V76L211 75H213ZM217 74V73H216ZM214 75L215 76V78H217L218 77V75ZM225 74V73H224ZM223 74V75H224ZM236 74V73H235ZM120 75V74H119ZM119 75H117L118 77H119ZM136 75H138V77L140 76L141 77V73H139L138 72V74H136ZM135 75V76H136ZM173 75V74H172ZM175 76H176V74H174ZM225 75H227L228 76V72H226V74ZM240 75V76H239ZM238 76H236V78L238 77V79H239V77H241V74H239ZM251 75H248V76H250L249 77V80H251L252 81V83L251 84H253L254 85V77L251 79ZM134 76V75H133ZM189 76V75H188ZM213 76V77H214ZM227 76H226V78H223V76H222V78L224 79L223 80V82L222 81H219V82H221V83H225V82H227V81H231L230 79H231V77L233 78V77H235L234 75H232L230 78H229V76H228V80H226L227 79ZM118 77H117V79H118ZM137 77V76H136ZM136 77H131V79L133 78V80H132V83H133V81L135 80V78ZM136 78L137 80H135V81H137V84L138 83H141V84H138L137 86H136V91L134 90H131V89H133L134 88V86H133V88H132V83H130V89L129 90H131L132 92H130V94L131 93H134L133 95L134 96H132V98H134V100H138L139 99V101H141V99H142V97L144 96H142V94H145V93H147V92H149V91H146V87H145V89L143 88V90H142V92H145V93H141V96L142 97H139L140 96V91H138V90H140L141 89V87H140V85L142 86V85H145V86H147L145 83H143L142 84V82H141V78ZM143 77H142V81L143 82H151V80H153V79H150V80H148L146 77V79L145 80H143ZM169 77H173V76H169ZM181 77V78H180ZM205 77V78H206ZM221 77V76H220ZM225 77V76H224ZM129 78V79H128ZM150 78H151V76H150ZM154 78V79H155ZM156 78V79H157ZM175 78V77H174ZM179 78V80H177ZM190 78H191V76H190ZM202 78V77H201ZM209 78V77H208ZM212 78V77H211ZM222 78H219L220 80L222 79ZM257 78V79H258ZM261 78V77H260ZM125 79H127V80H125ZM130 79V80H131ZM218 79V78H217ZM217 79H215V80H217ZM218 79V80H219ZM129 80V81H130ZM176 82H178V83H176ZM190 80V79H189ZM206 80H210V79H207L206 78ZM206 80H204V81H206ZM158 81V80H157ZM171 81V82H170ZM173 81V82H172ZM193 81V80H192ZM225 81V82H224ZM233 81H236L234 78H233ZM232 81V82H233ZM241 81V80H240ZM244 81V80H243ZM261 81V80H260ZM259 81V82H260ZM125 82V83H124ZM156 82V81H155ZM208 82H211L212 83V80H210V81H208ZM216 82H218V81H216ZM232 82H229L230 83V87H232L231 85L233 84ZM242 82V81H241ZM263 82V86H264V81H262ZM113 83V82H112ZM153 83V82H152ZM151 83V84H152ZM174 83V84H173ZM205 83H206V85H207V82H204V83H202L201 82V84H202V86L201 87H203V85H205ZM211 83H208V84H210L211 85ZM214 83H215V81H214ZM235 83V82H234ZM249 83H250V81H249ZM114 84V83H113ZM120 83L118 84V85H121ZM151 84L149 83V86H151ZM158 84V83H157ZM156 83H155V85H157ZM162 84H159V85H162ZM168 84V85H167ZM183 84H186V85H184L183 86ZM227 85H228V83H226ZM226 84H223V85H225V87L224 88H228L227 86H226ZM236 84V83H235ZM233 85V86H236V85ZM260 85H258V80H257V84L255 83V85L254 86H256V87H259L260 88V86H262L261 84L262 83H259ZM135 85V84H134ZM154 85V83L152 84V86H155ZM158 85V86H159ZM219 85H221V84H219ZM219 85L217 86V83H216V85H213L215 88H214V90H216V91H214L213 90V88L212 89H209V88H206L207 90L209 89V91L208 92H210V90H213L212 91V93H214V94H212V96H211V98H216V97H218V98H216V99H214V101L212 102V100H210L211 101V103H210V106H211V109H212V113L214 114V110H216V108L214 109L213 107H212V103H215V101L217 100V99H219L220 101H221V103H220V101H218L219 102V104L221 105V104H223V106H224V103H225V108L223 107H221L222 109H226V105H227V103H229V105L232 103H234L236 100H237V97H238V101L237 102H239V96H238V92H236V90H237V88L235 87V91H234V89H232L231 88V90H233L234 92V94L235 95H237V97L235 98L234 97V95L231 93V96H233V98L231 97V96H228L229 97V99L227 98L226 99V97H227V95L226 94H230V93H227L228 92V89H230V87L226 90L225 89V91L223 92L220 88H222L223 86L221 85L220 87H219ZM4 86V85H3ZM3 86H2V88H3ZM158 86H156L154 89H153V91L154 90H156V88L158 87ZM192 87H193V89H200V88H197V86L196 85H193V83H192V85H191ZM195 86H196V88H195ZM213 86H210V88L211 87H213ZM9 87V86H8ZM140 88V89H138V88ZM165 87H162V86H160V87H158V90H159V88H164V90H163V93L165 92ZM166 87V88H167ZM178 87V86H177ZM175 88V89H178L179 90V88ZM185 87V88H184ZM219 87V88H218ZM121 87L119 86L118 87V89H120ZM149 88V87H148ZM184 88V89H183ZM217 88V89H216ZM234 88V87H233ZM263 88V87H262ZM261 88V89H262ZM1 89V88H0ZM92 89H94V91H92ZM117 89V90H118ZM124 89H126L125 87H124ZM123 89V93L121 94V95H119V96H117V97H115V98H113L114 96V94L112 93V91H110L113 95H112V98L113 99H115L116 101H120V99H118V97H120V98H123L124 96H128L127 95V90H124ZM161 89H160V94H163L162 93V91H161ZM169 89V88H168ZM167 89V90H168ZM174 89V90H175ZM183 89V90H182ZM192 89V88H191ZM191 89H189V91L191 92L192 90ZM253 89V88H252ZM261 89H259L258 91H260ZM150 90V89H149ZM205 90V89H204ZM206 90V91H207ZM219 90V91H218ZM224 90V89H223ZM239 90V89H238ZM264 89H262L261 90V92L263 91ZM153 91L151 90L150 91V93H151V95H153L152 93H153ZM157 91V90H156ZM169 91V92H168ZM168 91H166L168 94H166V96L168 95V96H170V93L172 94V92L170 91V90H168ZM180 91H178L179 93H180ZM188 91V92H189ZM196 91V93H195V95L197 94H199L200 92H199V90L197 91V90H194V92ZM204 92L203 91V95H204V93H205V95H206V93H208V92ZM253 91H254V89H253ZM157 92H159V91H157ZM187 92V91H186ZM187 92V93H188ZM193 92V91H192ZM191 92V93H192ZM197 92H199V93H197ZM220 92L222 93V95L220 94ZM226 92V93H225ZM236 92V93H235ZM256 92H257V89H256ZM260 92V93H261ZM5 93H6V95H5ZM108 93V92H107ZM106 93V94H107ZM216 93H218L219 95L217 96L216 95ZM254 93V92H253ZM258 94H260L259 92H257ZM129 94V93H128ZM149 94V93H148ZM148 94H146V96L148 95ZM154 94L156 95V93L154 92ZM165 94H163V95H165ZM175 94V93H174ZM181 94V93H180ZM192 94H194V93H192ZM201 94V93H200ZM199 94V95H200ZM241 95L240 96H243L242 95V93H240ZM257 94V95H258ZM262 94L264 95V91L262 92ZM132 95V94H131ZM131 95H129V96H131ZM155 95H153V96H155ZM163 95H162V97H163ZM178 95V94H177ZM196 95V96H197ZM213 95H214V97H213ZM226 95V96H225ZM127 97L128 99L129 98H131V97ZM149 96V95H148ZM148 96L147 97H145V100H146V98H148ZM150 97V99H148V103H149V105L151 104V103H153L154 104V106L153 105H151V106H153L152 108H151V110H150V113H151V115L152 116H154V118H156L157 120H159L158 122L157 121H155V119H154V121L155 122H157V123H159V124H157L156 126H159V128H156L155 127V131H153V130H151V131H153V133H152V135L154 134H156V135H164L165 133H168V134H170V136H171V134L175 137V138H178V140L179 141H181L179 138H180V136L179 135H181V137H182V135H185V136H183L182 138H187L188 136L190 137V136H193L192 138H194V139H197V138H201L200 136L202 135V139L204 138L205 139V136H206V134H208L207 136H208V139H207V141L206 140H201V141H205V142H207V143H210V141H211V135H209V133H211V131H212V128L210 127V123H211V119H214V122L215 123H217V124H219V125H214V127L213 128H215L217 131H214V135L217 137H221L223 140L225 139V138H227V139H225L224 141L222 140H220L219 141V138L217 137V138H215V136L214 135H212V136H214V138L215 139H217V140H215L214 141V143L216 142V144H214L213 143V145H215V149H214V147H212L211 146V150L213 151V150H215L216 152H218L219 150H220V147L222 146H224L225 145V148H226V145H228V143H230L231 141H232V139H234V138H236L235 136H237V138L236 139H234L233 141L235 142L236 140L239 142V144H236L237 143V141H236V143H235V145H240V143H242L243 142V140L242 141H240V138L239 137H242V131L244 130L245 131V126H247L248 127V129L247 130H249V124L251 125V128H252V130H256V129H253V127H254V125L256 124H254V118H256V113L253 115V117L254 118H252L251 117V119H253V120H250L252 123H250V121L248 120V123H246L247 122V119H240L241 121L243 120V122L241 123V124H239V118H240V116L242 117V115H241V113L243 112L241 109H243L244 108V106H242V102H244L245 101V99H244V101H242L243 99V97H241L240 98V103L239 104H241V107H240V105H237V107L239 108L240 107V111H242L241 113H237V114H234L235 116H233L232 114H231V117H233L234 118V120L236 119V121H234V123L236 124H233V121H231V122H229V120H230V118H221L220 120H218V117H217V115H215L216 117H217V119H216V117H212V116H210L209 117V115H202V113L203 112H205L204 111V109H206L205 107H207V109L210 107L209 106V104L207 105H205V104H201L199 101L201 100V95L199 96V98H200V100H199V98L196 100L197 102H199L200 104H201V108H200V112H199V116L198 117H196L195 116V111H193V110H191V107H194L193 109L194 110H196V106L198 105V103L197 102H195L193 105H189V104H192L191 103V101H186V102H190V103H188V104H186V103H184V104H178L180 101H179V99L178 98H174L173 100H171L170 102H168L167 104H165V105H161V103H159L161 100V96H160V98L158 97H156L157 98V102L155 101V102H151V101H153L154 99H155V97ZM157 96V95H156ZM167 96V97H168ZM172 96H174L173 94H172ZM172 96H170V97H172ZM176 96V95H175ZM210 96V95H209ZM219 96H221L222 98H220ZM167 97H164V99H167ZM254 97V96H253ZM257 96L255 95V98H256ZM111 98V99H112ZM125 99L123 100V103L122 104H124V102L126 101V97H124ZM141 98V99H140ZM187 98V97H186ZM191 98V97H190ZM210 98V97H209ZM208 97H206V99H209ZM231 98H232V100H231ZM259 98L260 99H262L261 97H260V95H259ZM264 98V97H263ZM118 99V100H117ZM128 99H127V102H128ZM189 99V98H188ZM205 99V98H204ZM203 99V100H204ZM225 99V100H224ZM256 99H258V97L256 98ZM110 100V99H109ZM145 100H143V101H145ZM187 100V99H186ZM190 100V99H189ZM202 100V101H203ZM233 100H235V101H233ZM259 100V99H258ZM264 100V99H263ZM262 100V101H263ZM135 101V102H136ZM136 102V106H139L138 104H140V102ZM147 101V100H146ZM159 101V102H158ZM193 101H195V100H193ZM209 100H208V102H210ZM225 101V102H224ZM231 101H233V102H231ZM122 101H120V103H121ZM127 102H125L126 103V105L125 106H123V108L125 107V109L127 108ZM130 102H133V100L132 101H130ZM129 102V103H130ZM237 102H236V104H237ZM257 102V101H256ZM264 102V101H263ZM118 104H119V102H117ZM116 102H115V106H117L118 104H117ZM147 103V102H146ZM202 103H204V102H202ZM205 103H206V101H205ZM247 104L246 105H248L249 103L248 102H246ZM107 104V105H108ZM117 104V105H116ZM121 104V105H122ZM143 104H144V102H143ZM157 104V105H156ZM235 104V103H234ZM111 105V104H110ZM110 105H108V109L111 111L112 109L109 107ZM114 105H112L111 107H113ZM129 105H131V103L129 104ZM155 105H156V107H155ZM161 105V106H160ZM214 105V104H213ZM253 105V106H252ZM256 105V104H255ZM120 106V105H119ZM135 106V103H133V105H132V107L133 108H135L134 107ZM144 108H149V106L147 107V106H145V104L144 105H142ZM142 106H140V107H142ZM202 106H204V107H202ZM219 106V105H218ZM217 105H216V107H218ZM249 107H251L252 106V108L253 107H255L254 106V104H249L248 105ZM129 107V106H128ZM197 107H199V106H197ZM230 107H231V105H230ZM246 107V106H245ZM37 108H36V110H37ZM40 108V107H39ZM92 108V107H91ZM118 108H120L121 109V107H117V108H115V109H117V112L118 111H120V109L118 110ZM132 108V109H133ZM139 108V107H138ZM138 108H135L136 110H138ZM143 108V109H144ZM220 108V109H221ZM131 109V110H132ZM140 109V108H139ZM143 109H141V111L143 110ZM191 110V113L193 114H190V112H189V114L191 115V116H186L185 115V113H186V111L188 112V110ZM198 109V108H197ZM206 109V113H207V110ZM214 109V110H213ZM231 109V108H230ZM229 108H228V110H230ZM247 109H248V107H247ZM246 109V110H247ZM250 109V108H249ZM90 110V109H89ZM94 110V109H93ZM127 110H128V108H127ZM130 110V111H131ZM136 110H132V117L131 118H133V119H135L136 120V118H137V120H138V118L139 117H133V111H134V113H136ZM170 110H173V111H170ZM201 110H202V112H201ZM228 110H226V111H228ZM233 110V109H232ZM245 110V109H244ZM254 110V109H253ZM43 111H44V109H43ZM96 111V110H95ZM94 111V112H95ZM116 111V110H115ZM140 111V110H139ZM141 111H140V113H141ZM234 111V110H233ZM239 111V112H240ZM250 111V110H249ZM248 111V112H249ZM251 111H252V109H251ZM250 111V112H251ZM259 111H261V110H259ZM259 111H257V112H259ZM112 112H114V110L112 111ZM138 112V111H137ZM143 112V111H142ZM209 112V111H208ZM217 112V111H216ZM253 112V111H252ZM256 112V111H255ZM49 113V112H48ZM67 113V114H66ZM96 113V112H95ZM102 113V112H101ZM108 113H111V112H109L108 111ZM116 113V112H115ZM125 114H126V112H124ZM144 113V112H143ZM142 113V114H143ZM228 113H229V111H228ZM260 113V112H259ZM105 114V113H104ZM112 114V113H111ZM111 114L109 115V116H111ZM141 114V115H142ZM187 114V113H186ZM217 114V113H216ZM247 115L245 116V115H243L244 117H249V116H251L250 114L251 113H246ZM14 115V114H13ZM44 115V114H43ZM75 115V114H74ZM124 115V114H123ZM138 115H140V114H138ZM144 116H147V115H145V113L143 114ZM239 115V116H238ZM126 116V115H125ZM135 116H137L136 114H135ZM193 116H195V117H193ZM20 117V116H19ZM89 117H91V116H89ZM98 117V116H97ZM117 117H118V115H117ZM119 117H121V116H119ZM263 117H264V114H263ZM92 118H94V117H92ZM91 118V119H92ZM110 119L112 118V117H109ZM143 118V117H142ZM142 118H139V120L140 119H142ZM62 119V118H61ZM104 119V118H103ZM114 119V118H113ZM116 119H118V118H116ZM115 119V120H116ZM144 119H148L149 120V116H148V118H144ZM180 119H183L182 120V122H179V120ZM222 119H224L223 121H222ZM227 119H228V121H227ZM4 120V119H3ZM8 120V119H7ZM6 120V121H7ZM97 120V119H96ZM95 120V121H96ZM119 121L121 120L120 118L118 119ZM134 120V121H135ZM138 120V121H139ZM148 120H146V121H148ZM232 120V119H231ZM244 120H246V121H244ZM36 121V120H35ZM93 121V120H92ZM94 121V122H95ZM108 121V120H107ZM119 121H118V123H119ZM122 121V120H121ZM120 121V122H121ZM137 121V122H138ZM142 121V120H141ZM164 122V121H172V123L169 125V128L167 129V128H165L163 125H161L160 123H162V122ZM217 121H220V122H217ZM8 122H10V121H8ZM33 122V121H32ZM103 122H105V121H103ZM111 122V121H110ZM115 122V121H114ZM125 121H123V123H124ZM224 122H226L228 125H223V123ZM21 123V122H20ZM70 123V122H69ZM112 123V122H111ZM122 122H121V124H123ZM213 123V122H212ZM214 123V124H215ZM244 123L246 124L245 126H243L244 125ZM15 124V123H14ZM92 124V123H91ZM142 126H144V123H140ZM163 124V123H162ZM229 124H230V126H229ZM235 125L236 126V128L233 126V125ZM253 124V125H252ZM259 125L261 124V123H258ZM255 125V127L257 126V127H260L261 126V128H263L262 127V125ZM93 125V124H92ZM125 125H126V122H125ZM128 125H130V124H128ZM140 125V126H141ZM152 125V124H151ZM223 125V126H222ZM238 125H240L239 127H241V129L239 130L238 129ZM32 126V125H31ZM36 126V125H35ZM88 126V125H87ZM139 126V127H140ZM161 126V127H160ZM216 126V127H215ZM228 126V127H227ZM231 126H233L234 128H235V135H232L231 133L233 132H231L230 131V129L231 130H233V128L231 127ZM264 126V125H263ZM77 127V126H76ZM82 128H83V126H81ZM102 127V126H101ZM105 127V126H104ZM122 127V126H121ZM120 127V128H121ZM126 127H129V126H126ZM162 127H163V129H162ZM217 127H219V128H221L222 129V127H224L225 128V130H223L222 129V131L221 132H218V129H217ZM227 127V128H226ZM243 127H245L244 129H243ZM19 128V127H18ZM17 128V129H18ZM31 128V127H30ZM108 128V127H107ZM131 128H132V126H131ZM141 128V127H140ZM151 128V127H150ZM230 128V129H229ZM261 128H257L258 130L259 129H261ZM0 129H1V127H0ZM6 129V128H5ZM83 129H85V128H83ZM114 129V128H113ZM144 129V128H143ZM220 129V130H221ZM236 129H238V132H239V134L236 132ZM11 130V129H10ZM16 130V129H15ZM117 130V129H116ZM127 130V129H126ZM126 130H124V131H126ZM130 129H128V131H129ZM165 130H167V131H165ZM219 130V131H220ZM264 130V129H263ZM62 131V130H61ZM60 131V132H61ZM115 131V130H114ZM200 131H201V133H200ZM231 133H230V132ZM241 131V132H240ZM5 132V131H4ZM69 132V131H68ZM78 132H82V131H78ZM105 132V131H104ZM107 133H109L108 131H106ZM118 132V131H117ZM120 132V131H119ZM118 132V133H119ZM138 132H140V130L138 131ZM137 132V133H138ZM219 133L220 134V136H219V134L217 135V133ZM224 132V133H223ZM225 132L226 133H229V135L230 136H232V138L230 139L229 137H226L227 135L225 134ZM249 132V131H248ZM262 132H264V131H262ZM17 133V132H16ZM37 133V132H36ZM111 133V132H110ZM148 133V132H147ZM204 133V134H203ZM223 133V134H222ZM241 133V134H240ZM246 135H245V134ZM243 134H244V136L246 137L245 139V141H246V143L247 142H249L248 141V139L250 140V138H252L253 139V135H250V136H252V137H248L249 136V134L247 135V133L246 132H244ZM65 134L66 133H64V136H65ZM101 134V133H100ZM106 134V133H105ZM123 134V133H122ZM142 134H143V132H142ZM148 134H151V133H148ZM168 134H166L165 136L167 137L168 136ZM197 135V137H194V136H196ZM201 134V135H200ZM68 135V134H67ZM103 135H104V133H103ZM102 135V136H103ZM120 135V134H119ZM118 135V136H119ZM188 135V136H187ZM200 135V136H199ZM204 135V136H203ZM223 135H226L225 137L223 136ZM241 135V136H240ZM259 135H261V137H258V140H259V138H260V140H261V142L262 143H260V140H259V143H260V145H262V144H264V139L262 140L261 138H264L262 135H264L263 133H260ZM258 135V136H259ZM17 136V138H18V135H16ZM15 136V137H16ZM35 136H36V134H35ZM78 136V135H77ZM179 136V137H178ZM211 138H210V137ZM233 136H234V138H233ZM61 137V136H60ZM256 137V140H257V135L255 136ZM9 138V137H8ZM44 138V137H43ZM54 138V137H53ZM77 138V137H76ZM156 138V137H155ZM171 138V137H170ZM191 138V137H190ZM191 138V139H192ZM220 138V139H221ZM1 139V138H0ZM11 139V138H10ZM66 139V138H65ZM143 139V138H142ZM191 139H190V141H191ZM18 140V139H17ZM32 140V139H31ZM112 140V139H111ZM118 140H120V139H118ZM187 140H189V139H186V141ZM193 140V139H192ZM198 140V139H197ZM194 141L195 143L194 144H197V143H199L198 145H201L200 144V139H199V142L198 141ZM209 140V141H208ZM230 140V141H229ZM255 140V141H256ZM258 140H257V143H258ZM4 141V140H3ZM8 141V140H7ZM41 141V140H40ZM58 141V140H57ZM143 141V140H142ZM161 141V140H160ZM185 141V140H184ZM185 141V142H186ZM190 141H187V142H189L190 144H191V142ZM245 141H244V143H245ZM253 141V140H252ZM252 141H250L251 142V145H252V148H253V146H254V144L253 143H256L255 141H253V143H252ZM9 142V141H8ZM17 142V141H16ZM36 142V141H35ZM50 142V141H49ZM72 142V141H71ZM167 142V141H166ZM176 142H178L177 140H176ZM182 142H183V140H182ZM234 142H231V144H229V145H234V144H232V143H234ZM249 142V143H250ZM11 143V142H10ZM27 143V142H26ZM105 143V142H104ZM126 143V142H125ZM130 143V142H129ZM135 143V142H134ZM138 143V142H137ZM154 143V142H153ZM164 143V142H163ZM184 143V142H183ZM222 144V145H219V144ZM245 143V144H246ZM256 143V144H257ZM44 144V143H43ZM62 144V143H61ZM142 144V143H141ZM147 144V143H146ZM158 144V143H157ZM174 144V143H173ZM205 144L206 143H204V146H205ZM248 144V143H247ZM246 144V145H247ZM16 145V144H15ZM14 145V146H15ZM78 145H79V143H78ZM111 145V144H110ZM130 145V144H129ZM154 145V144H153ZM183 145V144H182ZM187 145V144H186ZM209 145V144H208ZM211 145V144H210ZM245 145V146H246ZM258 145V144H257ZM2 146V145H1ZM11 146V145H10ZM82 146V145H81ZM119 146V145H118ZM165 146V145H164ZM174 146V145H173ZM180 146H181V142H180V145L178 146V148H177V150L176 151H178L179 150V148H180ZM262 146H264V145H262ZM51 147V146H50ZM88 147V146H87ZM133 147V146H132ZM136 147H138V146H136ZM140 147V146H139ZM163 147V146H162ZM161 147V148H162ZM183 147V146H182ZM181 147V148H182ZM191 147V146H190ZM193 147V146H192ZM206 147V146H205ZM208 147V146H207ZM228 147V146H227ZM236 147V146H235ZM237 147H239V146H237ZM256 147H258V151L260 152V148H259V146H256ZM38 148V147H37ZM42 148H43V146H42ZM69 148V147H68ZM82 148V147H81ZM152 148H154V147H152ZM160 148V147H159ZM165 148V147H164ZM195 148V147H194ZM219 148V149H218ZM224 147H223V149H221L222 151H224V150H226ZM264 148V147H263ZM171 149H172V147H171ZM205 149V148H204ZM208 149V148H207ZM242 149V150H241ZM239 151H240V153L243 151V154H247L248 155V153H247V151H246V149H247V146H246V148L244 149V146H243V148H241ZM256 149V148H255ZM36 150V149H35ZM41 150V149H40ZM143 150V149H142ZM147 150V149H146ZM180 150H182V149H180ZM194 150H197V148L196 149H194ZM37 151V150H36ZM81 151V150H80ZM121 151V150H120ZM176 151L175 152H173L172 154H170V155H172V156H174L172 159V161H174L175 159L174 158H178V153L176 154V156L175 155H173V154H175L176 153ZM187 151H190V149H188ZM227 151V150H226ZM225 151V152H226ZM239 151H237V153H239ZM4 152H6V151H4ZM38 152V151H37ZM41 152V151H40ZM66 152H67V150H66ZM125 152V151H124ZM180 152V151H179ZM182 152V151H181ZM215 152V153H216ZM224 152V153H225ZM229 152V151H228ZM261 152H263L262 154L264 155V151H262L261 150ZM32 153V152H31ZM42 153V152H41ZM170 153V152H169ZM213 153V152H212ZM221 153H223V152H221ZM221 153H219V154H221ZM231 153V152H230ZM236 153V154H237ZM240 153H239V155H240ZM5 154V153H4ZM39 154V153H38ZM73 154V153H72ZM187 153L185 152V155H186ZM196 154H198V151H197V153ZM199 154H200V152H199ZM202 154V153H201ZM211 154V153H210ZM209 154V155H210ZM218 154V155H219ZM236 154H235V157H236V161H235V157H234V155L231 153V154H226V155H228V156H226V157H228V159H230L232 156V158H231V160H227L226 159V161H227V163L229 162H231V163H234V165H235V167H236V165H238L239 164V161L241 160V158H239L240 156L237 154V156H236ZM9 155V154H8ZM21 155V154H20ZM32 155V154H31ZM181 155H184V154H181ZM181 155H179L180 157L179 158H181V160H182V163H183V158L185 157H181ZM191 156L193 155V156H195L193 153L192 154H190ZM189 155V157H188V159L191 157ZM203 155V154H202ZM232 155V156H231ZM262 155V156H263ZM6 156H7V153H6ZM16 156V155H15ZM25 156V155H24ZM45 156V155H44ZM74 156V155H73ZM200 156V155H199ZM204 156V155H203ZM207 157H208V155H206ZM205 156V157H206ZM230 156V157H229ZM13 157V156H12ZM22 157V156H21ZM66 157H67V155H66ZM86 157H88V156H86ZM145 157V156H144ZM198 157V156H197ZM201 157V156H200ZM219 157H221L220 155H219ZM239 159H238V158ZM243 159V161H242V163L243 162H245L244 160V157H243V155L241 156ZM249 157L251 158V161H252V159H254L253 158V156L251 155H249ZM7 158V157H6ZM142 158V157H141ZM149 158V157H148ZM163 158V157H162ZM191 158H193V157H191ZM199 158V157H198ZM209 158V157H208ZM208 158H205L206 160L208 159ZM74 159V158H73ZM188 159H187V162H188ZM204 159V158H203ZM238 159V160H237ZM259 159V158H258ZM264 159V158H263ZM263 159L262 158H260V160L261 161H263ZM25 160V159H24ZM48 160V159H47ZM168 160H169V157L168 158H166V161L164 160V162L162 163L163 165L162 166H164V164L166 163V166L167 165H170V164H168ZM171 160V159H170ZM181 160H180V163H181ZM257 160V159H256ZM3 161V160H2ZM1 161V162H2ZM26 161H28V160H26ZM58 161V160H57ZM84 161V160H83ZM190 161H192V160H190ZM238 161V162H237ZM246 161H247V158H246ZM259 161V160H258ZM22 162V161H21ZM170 162V161H169ZM177 161L175 160V164H177L178 165V163H179V161L176 163ZM223 163V161L221 160L220 161V163L219 164H222ZM253 162V161H252ZM264 162V161H263ZM3 163H4V161H3ZM23 163V162H22ZM29 163V162H28ZM174 163V162H173ZM172 163V164H173ZM188 163H190V162H188ZM192 163V162H191ZM228 163V164H229ZM236 163V164H235ZM5 164V163H4ZM11 164V163H10ZM65 164H67V163H65ZM78 164V163H77ZM87 164V163H86ZM92 164V163H91ZM149 164V163H148ZM174 164V165H175ZM258 162L257 163H255V160H254V164L252 165L253 167H254V170H258L259 168H261L262 166H264V165H262L261 167H259L258 165ZM1 165V164H0ZM9 165V164H8ZM35 165V164H34ZM64 165V164H63ZM69 165H71V164H69ZM88 165V164H87ZM159 165V167H162V166H160V164H158ZM157 165V166H158ZM183 165H184V163H183ZM207 165V164H206ZM209 165V164H208ZM213 165V164H212ZM230 165V164H229ZM232 165V164H231ZM245 165H247V164H245ZM255 165H257L259 168H255ZM2 166V165H1ZM17 166V165H16ZM19 166V165H18ZM29 166V165H28ZM66 166V165H65ZM90 166V165H89ZM88 166V167H89ZM137 166V165H136ZM166 166H164V167H166ZM221 166V165H220ZM220 166H218V167H220ZM233 166V165H232ZM232 166H229L230 167V169L231 168H233ZM244 166V165H243ZM7 167V166H6ZM26 167V166H25ZM60 167V166H59ZM77 167H78V165H77ZM81 167H83V166H81ZM85 167V166H84ZM96 167H98V165L96 166ZM153 167V166H152ZM158 167V168H159ZM172 167V166H171ZM170 167V169L172 170V168ZM175 166H173V168H174ZM213 167V166H212ZM224 167H225V165H224ZM248 167V166H247ZM252 167V168H253ZM18 168V167H17ZM64 168V167H63ZM71 168V167H70ZM157 168V169H158ZM204 168H207V166L206 167H204ZM221 168V167H220ZM240 168V167H239ZM242 168V167H241ZM4 169V168H3ZM25 169V168H24ZM83 169V168H82ZM80 170V171H83V170ZM88 169V168H87ZM86 169V170H87ZM150 169V168H149ZM157 169H154V170H156L157 171ZM176 169H177V167H176ZM202 169V168H201ZM243 169V168H242ZM251 169V168H250ZM35 170V169H34ZM61 170V169H60ZM79 170V169H78ZM89 170V169H88ZM171 170H168L169 171V173H170V171ZM211 170H212V168H211ZM217 170H219V169H217ZM232 170V169H231ZM234 170V169H233ZM241 170V169H240ZM252 170V169H251ZM259 170H261V169H259ZM258 170V171H259ZM263 170H264V167H263ZM6 171V170H5ZM62 171H63V169H62ZM118 171V170H117ZM158 171H160V170H158ZM157 171V172H158ZM176 171V170H175ZM177 171H179V170H177ZM204 171V170H203ZM206 171V170H205ZM213 171V170H212ZM221 171V170H220ZM258 171H253L252 172V174H249L248 175V173L249 172H251V171H248V173L247 172H241L240 171V173H242V174H244V173H246L245 175H246V177H248V176H250V175H253L254 174V172H255V175H257V172ZM15 172V171H14ZM29 172V171H28ZM36 172V171H35ZM45 172V171H44ZM90 172H92V170L90 171ZM155 172V171H154ZM172 172V171H171ZM214 172V171H213ZM217 172V171H216ZM4 173V172H3ZM27 173V172H26ZM30 173V172H29ZM64 173H66L67 174V172H64ZM64 173H62V175L64 174ZM70 173V172H69ZM68 173V174H69ZM168 173V174H169ZM218 173V172H217ZM228 173H229V171H227V174L226 173H224V172H222V174H224L223 176H225V174L227 175V176H229L228 175ZM259 173H260V171H259ZM122 174V173H121ZM151 174H153L152 172H150V175ZM172 174V173H171ZM176 174V173H175ZM230 174V173H229ZM261 174V173H260ZM260 174L259 175H257L258 177H260ZM14 175V174H13ZM40 175V174H39ZM51 175V174H50ZM54 175H55V173H54ZM87 175H88V177H89V174L87 173ZM87 175H85V176H87ZM130 175V174H129ZM149 175V174H148ZM161 175V174H160ZM205 175V174H204ZM209 175V174H208ZM248 175V176H247ZM255 175H253V176H255ZM264 175V174H263ZM37 177H38V174L36 175ZM64 176V175H63ZM70 177H71V175H69ZM85 176H83L82 177V179L84 180V182H86V180H87V178L85 177ZM127 176V175H126ZM164 176V175H163ZM236 176V175H235ZM252 176V177H253ZM20 177V176H19ZM43 177H46V176H43ZM50 177H52V175L50 176ZM62 177V176H61ZM70 177H69V179H70ZM85 177V178H84ZM198 177H202V176H198ZM231 177V176H230ZM236 177H239V175L238 176H236ZM243 178V176H240L239 178ZM251 176L250 177H248V179L250 178V179H254V178H257V177H254V178H252ZM1 178V177H0ZM73 178V177H72ZM125 178H127V177H125ZM203 178H205V176L203 177ZM214 178V177H213ZM264 178V177H263ZM263 178L261 179V178H257L258 179V182L259 181H262L263 180ZM33 179H35V178H33ZM46 179V178H45ZM58 179V178H57ZM69 179H67V178H64V181L66 180H68L67 182L68 183H70L69 182ZM215 179V178H214ZM224 179H225V182H222V183H232V180L230 179V180H228L227 179V177L225 176L224 177ZM249 179V180H250ZM14 180V179H13ZM40 180H41V177H40ZM43 180V179H42ZM49 180V179H48ZM61 180V179H60ZM89 180H91V179H88V181L86 182V183H82L83 184V188H82V185L80 184V183H78L77 182V180L75 181V179L73 180V182H72V184H73V186H74V189H75V191H77L78 189L77 188H75V187H79V184L81 185V187H79V190H83L84 188H85V190H88V189H86V188H88V187H86V184L87 185H89L90 183H89ZM129 180H130V178H129ZM173 180H174V178H173ZM191 180H193V179H191ZM196 180H197V178H196ZM199 180H200V178H199ZM203 180V179H202ZM208 180V179H207ZM209 180H211V179H209ZM208 180V181H209ZM227 180H228V182H227ZM256 180V179H255ZM50 181H52V180H50ZM65 181V182H66ZM111 181V179H106V180H104V178H103V182H106L107 184H109L108 186L105 184H103L104 185V190H103V195H105L104 196V201L105 202H108V203H106L105 205H104V208H102L103 210L104 209H106V210H108V208L110 207L111 209H113L114 208V210H120V212L118 213V216H117V214L116 213H112V211H110L109 213L111 214L112 213V215H113V217L115 216L114 214H116V216L118 217V221L117 222H115V220H111V222H113V224L114 225H116V226H121V228H128V226H131V227H133L134 228V230L137 232L138 231V233L139 232H143V233H145L144 231H147L148 230V228L150 227V229L152 228H154L153 230L155 231L154 232V235H156L155 233L157 232V237H154V238H151V243L150 244H148V245H146L145 246V249H143L142 248V250H144V255H146V257H147V259H148V257H150V260H151V262L152 263H155V264H168V260L170 259V256H171V254L172 253H174V255H175V253H177L178 254V252H176V248L178 249V247L180 248V247H185V246H183V245H181V244H185V243H183L184 241H186V238H183V239H181L180 237H177V238H175L176 240H174V237L175 236H177L178 234H179V232H178V234L176 235V226L178 225V230L180 231V230H182L181 229V225H183V223H186V222H184V221H181V220H179L178 221V217H176V218H172V217H175L174 215H173V213L170 211V209L169 208H171V207H174V204H177V203H179V201H180V203H182L181 202V200H179V201H176V199L174 200V202L172 203V202H170L169 203V201H171L172 199H173V197H176V196H174V195H172V197H171V193H169V198L171 199H166V200H169L167 203H169V204H171L172 203V205L171 206H169V204H167V207L168 208H166L165 210H162V211H160L159 210V207L156 205V203H157V201H151L154 205H152V207H149V206H147V208H145V209H142L141 208V211H136L135 209L134 210H132V208H134L135 206H136V204H135V200H136V198H134V197H131V196H136L137 197V199H139V197L138 196H140V194L142 195L141 197H143V195L146 193V192H142V191H140V190H138V188H140L141 187V185L137 188V189H131L130 191L127 189V186H124L122 183L123 182H118V180H115V181H112V182H110ZM126 181V180H125ZM137 181V180H136ZM185 181H186V179H185ZM204 181V180H203ZM214 181V180H213ZM239 181V180H238ZM244 180H242V181H239L238 183H240V186L239 185H235V188H236V186H237V189H236V192H238L239 190H240V188H243V186H245V185H241V184H244L245 182H243ZM253 180H251V183H250V181H248L249 183H250V187H251V185H252V183H258L257 181H253ZM264 181V180H263ZM14 182H15V180H14ZM28 182H29V180H28ZM30 182H32V181H30ZM37 182V181H36ZM62 182V181H61ZM75 182L77 183V184H75ZM93 182V181H92ZM91 182V186L92 185H94V183H92ZM95 182V181H94ZM189 182H191L190 180H189ZM201 182V181H200ZM199 182V183H200ZM205 182H206V180H205ZM204 182V183H205ZM210 182V181H209ZM243 182V183H242ZM35 183V182H34ZM33 183V184H34ZM53 183V182H52ZM102 183V182H101ZM185 183H187V182H185ZM207 183V182H206ZM205 183V184H206ZM230 183V184H231ZM236 183V182H235ZM237 183V184H238ZM247 183V182H246ZM263 183V182H262ZM262 183L260 182V186L262 185ZM3 184V183H2ZM66 185H68V187H66V185L65 186H63V190L64 189H66V188H68L69 189V191L70 192H72V190H71V188L69 187V185L70 184H67V183H65ZM71 184V185H72ZM139 184V183H138ZM171 184V183H170ZM202 184V183H201ZM212 184V182H210L209 183V185H211ZM214 184H215V186L217 185L216 184V182H214L212 185L213 186H208V183H207V186H208V188H205V192L208 194V192H209V194H210V191L209 190H211V189H209V187H212V189H214V190H216L217 191V189H220V188H217L218 186H216V187H214ZM59 185V184H58ZM61 185V187H62V183L60 184ZM77 185V186H76ZM112 185V186H111ZM132 185H135V184H132ZM222 185V184H221ZM225 185V184H224ZM229 185V184H228ZM19 186H20V184H19ZM90 186V187H91ZM100 186H101V184H100ZM130 186V185H129ZM184 186V185H183ZM191 186V185H190ZM202 187H204L205 185H201ZM227 186V185H226ZM231 186V185H230ZM242 186V187H241ZM248 185L246 184V186H245V188H248L247 187ZM252 186H255V184L254 185H252ZM15 187V186H14ZM53 187V186H52ZM64 187H66V188H64ZM72 187V186H71ZM89 187V189H93V186H92V188H90ZM102 187V186H101ZM106 187V188H105ZM145 187V186H144ZM177 187V186H176ZM193 187V186H192ZM202 187H199V188H201L202 189ZM214 187V188H213ZM220 187V186H219ZM222 187V186H221ZM234 187V186H233ZM240 187V188H239ZM249 187V188H250ZM262 187V186H261ZM263 187H264V185H263ZM30 188V187H29ZM57 188V186L56 187H54V189H55V192H57L56 190H58V189H56ZM80 188H82V189H80ZM157 188V187H156ZM215 188H217V189H215ZM230 188V187H229ZM245 188L243 189V190H245ZM252 188V187H251ZM255 188V187H254ZM253 188V189H254ZM34 189V188H33ZM53 189V188H52ZM54 189H53V193H54ZM74 189H73V191H74ZM124 189H126V190H124ZM190 189V188H189ZM204 189V188H203ZM208 191H207V190ZM227 189V188H226ZM239 189V190H238ZM256 189V191L259 193V191L257 190V187L255 188ZM3 190V189H2ZM8 190H9V188H8ZM7 190V192H9ZM28 190V189H27ZM78 190V192H74L76 195L77 194H84V193H81V191H79ZM149 190V189H148ZM187 190V189H186ZM238 190V191H237ZM242 190V189H241ZM242 190V192H241V194L243 195V196H241V194H240V191H239V195L240 196H238V198L236 197L235 199H234V201H235V203H236V201H238V202H241V200H244V201H246L247 203H248V201L249 200H245L247 197H250L249 195H251V193H250V191H249V193H248V195H246V193L247 192H244ZM1 191V190H0ZM30 191V190H29ZM28 191V192H29ZM92 191L93 192H95L94 190H90V192L92 193ZM144 191V190H143ZM182 191V190H181ZM188 191V190H187ZM195 191V190H194ZM197 191V190H196ZM219 191V190H218ZM222 191H223V188H222ZM230 191V190H229ZM229 191H228V193H229ZM246 191V190H245ZM247 191H248V189H247ZM252 191V190H251ZM11 192V191H10ZM16 192V191H15ZM59 192V191H58ZM68 192V191H67ZM89 192V191H88ZM138 192H141L140 194H138ZM147 192H149V191H147ZM154 192H156V191H154ZM175 192V191H174ZM204 192V193H205ZM215 192V191H214ZM213 192V196H215L214 194L215 193H217V192H215L214 193ZM245 194H244V193ZM253 193H254V190L252 191ZM256 192V193H257ZM263 192V191H262ZM62 193V192H61ZM69 193V192H68ZM74 193H72L73 195H74ZM118 193V194H117ZM130 194V196H129V194ZM182 193H184V191L182 192ZM195 193V195H196V192H194ZM212 193V192H211ZM221 194V196H220V198L222 197L223 198V196L222 195H225L226 197V199L225 200H229L228 202H230V200L232 201L233 199L232 198H234L233 197V195L232 194H234L232 191H230V193L229 194ZM254 194L253 195V197H252V195H251V197L250 198H254V201L251 199V201L253 202L252 203V205L253 204H256V203H258V204H256V205H258L257 207L254 205L253 206V208L255 207V208H257V209H254V210H258V208L259 207H261V206H259V205H262V203L264 204V199H262L263 201H261V198L259 197V196H257V194ZM16 194V193H15ZM56 194H58V193H56ZM63 194V193H62ZM61 194V195H62ZM116 194L118 195V196H120V199H123V202H126V205L125 206H120L119 204H118V206H117V204H115V197L117 198V196H116ZM149 194H151V192L149 193ZM168 194V193H167ZM172 194H173V192H172ZM206 195V197H208V196H210V195ZM55 195V194H54ZM60 194L59 195H57L58 197L59 196H61ZM76 195H74V197H76ZM216 195H218V193L216 194ZM230 197L231 195H232V198L230 199L228 196ZM244 195H245V198H244ZM6 196H8V195H6ZM40 196V195H39ZM56 196V195H55ZM65 196H67V195H65ZM70 196V195H69ZM77 196H79V195H77ZM85 196H86V194H85ZM107 196H108V198H107ZM151 196V195H150ZM153 198H154V193H153ZM151 196V197H152ZM182 196V198H183V195H181ZM202 196V198H204L205 197V195L203 196V195H201ZM211 196H212V194H211ZM247 196V197H246ZM83 196H81V198H82ZM148 197H149V195H148ZM167 197V196H166ZM200 197V196H199ZM216 197V196H215ZM239 197H242V199L241 198H239ZM257 197H259V198H257ZM35 198V197H34ZM59 198H61V197H59ZM72 198H73V196H72ZM77 198V197H76ZM74 199V200H78L79 198H80V196H79V198H77V199ZM94 198V197H93ZM190 198V197H189ZM198 198V197H197ZM217 198H218V196H217ZM229 198V199H228ZM255 198H257V200L255 199ZM264 198V197H263ZM10 199V198H9ZM50 199V198H49ZM54 199V198H53ZM53 199H51V200H53ZM64 199V198H63ZM65 199H67V198H65ZM83 199V198H82ZM81 199V200H82ZM96 199V198H95ZM147 199V198H146ZM161 199H164V197L163 198H161ZM160 199V200H161ZM180 199V198H179ZM238 199V200H237ZM18 200V199H17ZM68 200H70V199H68ZM80 199H79V201L77 202L76 201V203L78 204H81V206L83 207H85V208H87L85 205H86V203H88L89 201H90V199H88V198H85L83 201H81ZM117 200H119V198H117ZM127 200H130V201H133L132 203H127ZM149 200V201H148ZM150 200L151 199H147V201L149 202V203H151L150 202ZM153 200V199H152ZM165 200V199H164ZM222 200V199H221ZM220 200V201H221ZM260 200V201H259ZM10 201V200H9ZM8 201V202H9ZM64 201H66V200H64ZM63 201V202H64ZM146 201V200H145ZM146 201V202H147ZM217 201V200H216ZM233 201V202H234ZM1 202V201H0ZM3 202H5V201H3ZM13 202V201H12ZM100 201L98 200V204H97V206L100 204L99 203ZM163 204H164V202L163 201H161ZM184 202V201H183ZM191 202V201H190ZM227 202V203H228ZM246 202H244V203H246ZM256 202V203H255ZM261 202V203H260ZM16 203V202H15ZM14 203V204H15ZM49 203V202H48ZM47 203V204H48ZM56 203H57V201H56ZM95 203V202H94ZM242 203H243V201H242ZM2 204V203H1ZM6 204V203H5ZM64 204V203H63ZM71 204V203H70ZM69 204V205H70ZM73 204V203H72ZM79 204H78V206H79ZM109 204V205H108ZM158 204H159V202H158ZM188 204V203H187ZM13 205V204H12ZM25 205V204H24ZM43 205H44V203H43ZM54 206H56V204H53ZM87 205H89V207H90V203L89 204H87ZM100 205H102V204H100ZM143 206L144 205H146V203L144 204H142ZM160 205H162V204H160ZM181 205H183V204H180V206ZM184 205H185V203H184ZM220 205V204H219ZM242 204L240 203V206H241ZM250 205H251V202H250ZM251 205V206H252ZM1 206V205H0ZM4 206V205H3ZM7 206V205H6ZM65 206H68V204L67 205H65ZM94 206V205H93ZM96 206V205H95ZM94 206V207H95ZM109 206V207H108ZM139 206V205H138ZM237 206H239L238 204H237ZM236 206V207H237ZM263 207H264V205H262ZM35 207V206H34ZM59 207V206H58ZM61 207V206H60ZM59 207V208H60ZM69 207V206H68ZM76 207V206H75ZM75 207H74V205H73V207L71 206V209H72V213H75L76 211H78V212H80L79 210H76L75 212H74V209H75ZM119 207V208H118ZM164 207V206H163ZM182 207V206H181ZM183 207H186V206H183ZM195 207V206H194ZM3 208V207H2ZM5 208H8L9 209V207H5ZM28 208V207H27ZM58 208V209H59ZM70 208V207H69ZM79 208V207H78ZM234 208V207H233ZM251 209L249 210V211H251V210H253L252 209V207H250ZM35 209V208H34ZM88 209L89 208H87V211H88ZM173 209V208H172ZM177 209V208H176ZM176 209L173 211L174 213H176L177 214V212L179 211V213H181V214H183L184 213V210L182 209V208H180L182 211H180V209H178L177 210V212H176ZM247 209H249L248 207H247ZM260 209V213H262V210L261 209H263V208H259ZM37 210H38V208H37ZM63 210V209H62ZM70 210V209H69ZM100 210H101V208H100ZM143 210V211H142ZM197 210V209H196ZM49 211V210H48ZM57 211V210H56ZM66 211V210H65ZM87 211H85V212H87ZM249 211H247L246 212V210H245V215H246V213L248 214V216H249ZM15 212V211H14ZM17 212V211H16ZM53 212V211H52ZM55 212V211H54ZM53 212V215H52V213H51V210H50V213H51V215L49 216V218L51 217V216H54V214L56 213H54ZM58 212V211H57ZM70 212H71V210H70ZM83 212V211H82ZM89 212V211H88ZM113 212H115V211H113ZM253 211H251V213H252ZM264 212V211H263ZM5 212L3 211V214H4ZM49 213V212H48ZM72 213H70V214H72ZM107 213V212H106ZM189 213V212H188ZM188 213H186V214H188ZM197 213V212H196ZM260 213H257V214H259L260 215ZM1 214V213H0ZM10 214H11V212H10ZM27 214H28V212H27ZM47 214V213H46ZM59 214L60 213H58V215L57 216H59ZM86 214H88V213H86ZM92 214V213H91ZM95 214H99V212L97 211ZM7 215V214H6ZM17 213H16V217H17ZM48 215V214H47ZM96 215V216H97ZM111 215V216H112ZM173 215V216H172ZM179 214H177V216H178ZM8 216V215H7ZM46 216V215H45ZM57 216L56 217H54L55 219H57ZM84 216V215H83ZM257 216V215H256ZM2 216H0V218H1ZM16 217H14V215H13V219H15ZM41 217V216H40ZM44 217V216H43ZM70 217V216H69ZM108 217V216H107ZM107 217H105V218H107ZM116 217V218H117ZM255 217V216H254ZM260 217V216H259ZM7 218L8 217H6V221H8L7 220ZM35 218V217H34ZM46 218L48 219V217L46 216ZM52 219H53V217H51ZM62 218H64V217H62ZM93 218H94V216H93ZM92 218V219H93ZM104 218V219H105ZM245 218V217H244ZM17 219V218H16ZM15 219V220H16ZM32 219V218H31ZM52 219H50V220H52ZM87 219V218H86ZM99 219H100V217H99ZM124 219V221H122ZM135 219V220H134ZM175 219H177L176 221H175ZM180 219H181V217H180ZM12 220V219H11ZM14 220V221H15ZM43 220H45V219H43ZM42 220V221H43ZM60 219H58V221H59ZM73 220V222L75 221V219L73 218L72 219ZM83 220V219H82ZM90 220V219H89ZM101 220V219H100ZM185 220H187V219H185ZM32 221V220H31ZM33 221H34V219H33ZM47 221V220H46ZM53 221H54V219H53ZM81 221V220H80ZM84 221H85V219H84ZM109 221V220H108ZM108 221H101L102 222V224L104 225H110V224H108L109 222ZM181 221V222H180ZM189 221V220H188ZM244 221V220H243ZM0 222H2V221H0ZM37 222V221H36ZM40 222V221H39ZM45 222V221H44ZM68 222V221H67ZM77 222V221H76ZM175 222H176V224H175ZM179 222V223H178ZM7 225L9 224V222H5ZM31 223V222H30ZM79 223V222H78ZM81 223V222H80ZM1 224V223H0ZM2 224H4V222H2ZM5 224V225H6ZM20 224V223H19ZM19 224L17 225V223H16V221H15V227L13 228V229H15V228H17L18 230H20L21 228V226H22V224H21V226H19ZM38 224V223H37ZM69 225H70V223H68ZM91 224V223H90ZM112 224V223H111ZM228 224V223H227ZM233 224H235V223H233ZM7 225H6V228H4L3 227V233H4V229H5V231H6V229L8 230V227H7ZM13 224H12V226H14ZM54 225V227H59L60 226V230L58 231V236H56V237H61V238H63V232H71L72 233V231H70L71 230V228H68L67 226V224H65V222L64 223H60V225H58V224H53ZM67 225V226H66ZM4 226V225H3ZM17 226V227H16ZM19 226V227H18ZM27 226V225H26ZM34 226V225H33ZM47 226V225H46ZM85 226V225H84ZM84 226H82V227H84ZM113 226V225H112ZM154 226V227H153ZM158 227L159 229H157V230H155L156 229V227ZM186 226V225H185ZM35 227V226H34ZM47 227H49V226H47ZM114 227V226H113ZM227 227V226H226ZM28 228H29V225H28ZM78 228H80V227H76V229L75 230H77V232L79 231V229ZM185 228V227H184ZM225 228V227H224ZM223 228V229H224ZM10 229V228H9ZM30 229V228H29ZM36 229V228H35ZM70 229V230H69ZM111 229H115V231H114V233L117 231V229L116 228H112L111 227ZM31 230H32V228H31ZM83 230V229H82ZM85 230H87V229H85ZM126 230V229H125ZM124 230V231H125ZM0 231H1V229H0ZM9 231V230H8ZM15 231H17V230H15ZM23 231V229L21 230V232ZM25 231H27V230H25ZM113 231V230H112ZM122 232H123V230H121ZM135 231H132V232H130V230H129V232L130 233H135ZM183 231V230H182ZM181 231V233L180 234H183V232ZM201 231V230H200ZM55 232V231H54ZM53 232V233H54ZM75 232V231H74ZM88 232V231H87ZM205 232V231H204ZM210 232V231H209ZM1 233V232H0ZM2 233V234H3ZM15 232H10V235H11V237H12V234H14ZM90 233V232H89ZM88 233V234H89ZM113 233V232H112ZM118 233V232H117ZM121 233V232H120ZM8 234H9V232H8ZM7 234V235H8ZM55 234H56V232H55ZM76 233H74V235H75ZM82 234V233H81ZM86 234V233H85ZM96 234V233H95ZM101 235L100 237H101V239H103L104 237H102V234L101 233H97L96 234V236L98 237V242L100 243V242H103V240H100V237H99V235ZM116 234V233H115ZM129 234V233H128ZM149 234V233H148ZM179 234V235H180ZM184 234H186L185 232H184ZM192 234V233H191ZM196 234V233H195ZM206 234V233H205ZM230 234V233H229ZM9 235V236H10ZM23 235L24 236H22V233H21V238H23L24 239V241L26 240V241H28V238H27V232L24 234V231H23ZM40 235V234H39ZM112 235V234H111ZM118 236L120 235L119 233L117 234ZM134 235V234H133ZM136 235V238H134V239H137V235H139V234H135ZM151 235L152 234H150V237H151ZM154 235H152V236H154ZM166 236L165 237V240H159L158 241V238H159V236ZM190 234H188V236H189ZM15 236V235H14ZM17 236H19V235H17ZM26 236V237H25ZM73 236V235H72ZM89 236V235H88ZM126 236H127V233H126ZM131 236V235H130ZM142 236V235H141ZM183 236H185V235H183ZM187 236V237H188ZM196 236V235H195ZM1 237H2V235L0 236V239H1ZM4 237V236H3ZM30 237V236H29ZM59 237V238H60ZM74 237V236H73ZM78 237H79V234H78ZM84 237V236H83ZM85 237H87V236H85ZM96 237V238H97ZM146 237V236H145ZM7 238H9V237H7ZM45 239H47V236L46 237H44ZM81 238V237H80ZM95 238V239H96ZM120 238H123L124 239V235H123V237H120ZM190 238H193V237H190ZM237 238V237H236ZM17 239V238H16ZM44 239V240H45ZM72 239V238H71ZM74 239V238H73ZM83 239V240H82ZM82 239H80V240H82V241H85L86 240V238L84 239V238H82ZM94 238L92 239V240H95ZM126 239H127V237H126ZM145 238H144V236L142 237V239H141V241L142 240H144ZM152 239H154V240H152ZM189 239V237L187 238V240ZM194 239V238H193ZM6 240H8V239H6ZM5 240V241H6ZM49 240V239H48ZM77 240H79V238H77ZM97 240H95V241H97ZM104 240H105V238H104ZM120 240V239H119ZM128 240H129V237H128ZM128 240L127 241H123V242H125L124 244H126L125 245V248H127L126 246H130V248L132 247V243H129L128 242ZM146 240H148V239H146ZM145 240V241H146ZM177 240H179V241H177ZM183 240V242H180V241H182ZM13 241H16V240H13ZM66 241H68V239H66ZM74 241V240H73ZM109 241H110V239H109ZM130 241V240H129ZM173 241H177L176 243H174ZM189 242H191L190 240H188ZM194 241H195V239H194ZM198 242H200L199 241V239L197 240ZM235 241H237V240H235ZM45 242V241H44ZM75 242V241H74ZM123 242L121 241V243H120V241H119V247H121V249L124 247V244H123ZM128 242V243H127ZM131 242V241H130ZM135 242H138V240H135ZM179 242L181 243V244H179ZM187 242V241H186ZM188 242V243H189ZM3 243V242H2ZM39 243V242H38ZM76 243V242H75ZM74 243V245H76ZM141 243H143V242H139V243H136L137 244V246L140 244L141 245ZM188 243H186L185 245H189ZM192 243V242H191ZM212 243H216L217 244V239H215V242L213 241ZM211 243V244H212ZM225 243H227V242H225ZM237 243H239V242H237ZM5 244V243H4ZM3 244V245H4ZM7 244V243H6ZM12 244H14L13 242H12ZM37 244V243H36ZM39 244H42V243H39ZM45 244V243H44ZM70 244V243H69ZM95 244V242L94 241H88L87 243H86V248L87 249H89V250H91L92 252L94 251H96L98 248H97V245H94ZM98 244V243H97ZM108 244V243H107ZM106 244V245H107ZM128 244V245H127ZM131 244V245H130ZM194 245H195V242L193 243ZM211 244L209 245V248L210 247H214V246H211ZM1 246H2V244H0ZM11 245V244H10ZM113 245V244H112ZM139 245V246H140ZM180 245V246H179ZM198 245V246H197ZM199 243L198 244H196V246H186L185 248H186V250L188 249V250H190V248H194L192 251H194V250H198V251H200L201 252V249L199 250V248L198 249H196V247H199ZM0 246V247H1ZM14 246V245H13ZM26 246V245H25ZM42 246V245H41ZM48 246V248H47V250L49 249V247H50V245H47ZM69 246V245H68ZM77 246V245H76ZM123 246V247H122ZM136 246V247H137ZM138 246V248L137 249H139L140 247ZM216 246V245H215ZM222 246V245H221ZM229 246V245H228ZM239 246V245H238ZM9 247H11V246H9ZM39 247V246H38ZM84 247V246H83ZM106 247H108V248H114V246L112 247V246H106ZM106 247H104L103 249H104V251L107 249ZM231 247V246H230ZM235 247V246H234ZM242 247V246H241ZM240 247V248H241ZM244 247V246H243ZM40 248V247H39ZM69 248V247H68ZM74 248H75V246H74ZM79 248L80 249H82L81 248V244L79 245ZM106 248V249H105ZM125 248H123V250H125ZM184 248V249H185ZM201 248V247H200ZM216 248H218L217 246L215 247V250H214V252H215V255L213 256V258H215L214 259V262L213 263H210V264H221V263H224V261H222L221 259H220V257L219 256H224V257H228V247L226 248V247H224V250L222 251V247H220V249L218 250V249H216ZM237 248V247H236ZM235 248V249H236ZM13 249H14V247H13ZM103 249H102V251H103ZM121 249H119V250H121ZM244 249V248H243ZM6 250V249H5ZM4 250V251H5ZM8 250V249H7ZM46 250V249H45ZM52 250V249H51ZM51 250H50V252H51ZM70 250V249H69ZM73 250V249H72ZM108 250H110L111 251V249H108ZM119 250H117L118 252H119ZM141 250V248L139 249V250H137V253H136V255L138 256L139 254H138V251H140ZM175 250V251H174ZM179 250V249H178ZM187 250V253H189V251ZM230 250V249H229ZM234 250V249H233ZM232 250V251H233ZM240 250V249H239ZM18 251V250H17ZM19 251H20V249H19ZM23 251V250H22ZM66 251H67V249H66ZM76 251V253H79L77 250H75ZM75 251H74V253H75ZM90 251V253H92ZM109 251V252H110ZM128 251H130V249H128ZM180 251V250H179ZM198 251H195V253L197 254L198 253ZM231 251V250H230ZM243 251V250H242ZM97 252V251H96ZM95 252V253H96ZM106 252H108L107 250H106ZM108 252V253H109ZM7 253V252H6ZM19 254V252H16V253H14L13 252V254L15 255V254ZM21 253V252H20ZM55 253V252H54ZM57 253V252H56ZM66 253V252H65ZM89 253V254H90ZM101 253V252H100ZM120 253V252H119ZM122 253H124V252H122ZM131 254H132V251L130 252ZM140 253V252H139ZM195 253H193V255H192V252H190L189 254H191L192 256H195V257H197L198 255H200V253L196 256V254ZM244 253V252H243ZM249 253V252H248ZM0 254H1V249H0ZM83 254V253H82ZM114 254H116V253H114ZM126 254V255H125ZM125 257L127 256V251L125 252ZM128 254H129V252H128ZM131 254H129V255H131ZM147 254H148V256H147ZM182 254V253H181ZM195 254V255H194ZM209 254L210 255H213V252H211V251H209ZM242 254V253H241ZM20 255H22V254H20ZM26 255V254H25ZM112 255V254H111ZM122 255V254H121ZM3 256V255H2ZM29 256V255H28ZM53 256V255H52ZM55 256V255H54ZM71 256V255H70ZM104 256V258L105 257H108L107 255L105 256V255H103ZM103 256L101 257V260H102V258H103ZM216 256H217V258H216ZM231 256V255H230ZM229 256V257H230ZM242 256H244V255H242ZM0 257H1V255H0ZM5 257V256H4ZM13 257V256H12ZM17 257H19L18 255H16V260L14 261V263H17L18 264V261H17ZM36 257V256H35ZM73 257V256H72ZM117 257V256H116ZM124 257V258H125ZM173 257V256H172ZM187 257V256H186ZM191 257V256H190ZM194 257V258H195ZM212 257V256H211ZM219 257V258H218ZM3 258V257H2ZM60 258H62V257H59V259ZM103 258V259H104ZM118 258V259H117ZM117 258H115V259H117V260H119L120 261V259H119V257H117ZM129 258V257H128ZM127 258V259H128ZM130 258H131V256H130ZM169 258V259H168ZM175 257H173V261L174 260H176V258L174 259ZM3 259H5V258H3ZM9 259H10V257H9ZM8 259V260H9ZM12 259V258H11ZM71 259V258H70ZM73 259H75V258H73ZM77 259V258H76ZM107 259V258H106ZM110 259V258H109ZM126 259V258H125ZM126 259V261H127V263L124 261V264H128V260ZM136 259H137V257H136ZM188 259H189V255H188ZM200 259V258H199ZM212 259V258H211ZM7 260V259H6ZM19 260H21V259H19ZM24 260V259H23ZM63 260H66V259H63ZM100 259H99V261H101ZM113 260V259H112ZM112 260H110L111 262H112ZM131 260V259H130ZM134 260H135V258H134ZM138 261H139V259H137ZM136 260V262H138ZM183 260V259H182ZM192 260H194V259H192ZM1 261V260H0ZM10 262H11V260H9ZM8 261V262H9ZM33 261V260H32ZM61 261V260H60ZM97 261V260H96ZM177 261V260H176ZM180 261V260H179ZM179 261H177V263L178 264H180L179 263ZM7 262V263H8ZM36 262V261H35ZM38 262V261H37ZM36 262V263H37ZM47 262V261H46ZM71 262V261H70ZM81 262V261H80ZM90 262H94V261H90ZM109 262V261H108ZM114 262H115V260H114ZM123 262V261H122ZM194 262V261H193ZM225 262L227 263V264H235L233 261L231 262V260H230V262L229 261H227V260H225ZM13 263V264H14ZM22 263H27V259H26V261L25 262H22ZM67 263H69L68 262V260H67ZM67 263H65L64 262V264H67ZM88 264H89V262H87ZM86 262H85V264H87ZM96 262H94V264H95ZM104 263V262H103ZM117 262H115V264H116ZM119 263V262H118ZM117 263V264H118ZM172 263V262H171ZM177 263H175V264H177ZM182 263H183V261H182ZM181 263V264H182ZM9 264H12V263H9ZM20 264V263H19ZM39 264V263H38ZM92 264V263H91ZM97 264V263H96ZM99 264V263H98ZM105 264V263H104ZM108 264V263H107ZM114 264V263H113ZM123 264V263H122ZM138 264V263H137ZM184 264V263H183ZM185 264H188V263H185ZM200 264V263H199Z\"/></svg>",
  "mask_w": 264,
  "mask_h": 264
}]
</instances>
